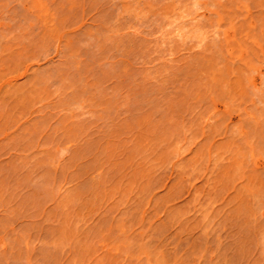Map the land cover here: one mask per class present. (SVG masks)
I'll return each mask as SVG.
<instances>
[{"label":"bare ground","instance_id":"6f19581e","mask_svg":"<svg viewBox=\"0 0 264 264\" xmlns=\"http://www.w3.org/2000/svg\"><path fill=\"white\" fill-rule=\"evenodd\" d=\"M16 1V0H15ZM26 1V2H25ZM71 0H66V2L65 3H67V5H69V8H71V7H76V6H80V9L78 8V7H76V8H78L77 9V12L79 11V10H81V7L83 6V8L82 9H84V7H91L92 8V4H93V7H94V5H95V2L97 3V2H102L103 0H100V1H98V0H96V1H94V0H87V5H91V6H86L85 5V3L84 2H82V3H84V4H82L81 3V5H80V2L82 1V0H80V2H79V0H73V3L72 2H70ZM83 1H85V0H83ZM108 3H109V1L108 0H106ZM105 0L103 1V4L105 5V3L104 2H106ZM116 1H118V3H119V5L121 6L120 8H121V11H120V8H119V6H118V10L120 11V12H125L124 13V15L126 14L130 19H132V21H135L136 22V25L135 26H138V29L140 28L141 30H139V31H137V30H135L136 28H134V30L136 31L135 33L132 31V29L131 28H133V25H131V26H129L128 24H130V20H129V18H128V20H127V18H125L127 21H125V19H124V16H118V14H117V16H116V18L117 19H119V20H117L115 23H114V25L117 23V22H119L120 21V19H122V23L120 24V22L118 23V24H116V26H114L113 27V25H111L109 28L107 27L108 26V22H110V20H111V18H109L108 20V22L107 21H105L106 23H104L103 25L101 24V22L102 21H100L99 22V27H98V25H96L95 23H93V24H95V26L93 25L92 26V31H90L91 30V27H89V26H91V24L90 25H86V26H88V27H85V25H84V23L83 22H86L85 21V18L88 16V15H91L90 13H88V12H86V11H88V9L87 10H81V13L82 12H84V14H85V16L86 17H84V15L82 14L78 19H80V20H84L82 23H83V25H81V27L83 26V27H85V29L87 30V32L85 31V30H83V31H85L87 34H85V33H81V29H84V28H81L80 27V25H79V27H77V29H76V27L74 28V26H75V24H74V26H72L73 27V29H76V30H74V31H70V33H67V32H64V30L66 31V29L65 28H67V27H64V26H62L64 23H65V21H71V23H73L72 21H73V16H74V13H72L73 14V16H71L72 14L70 13V15L69 16H71V17H69L70 18V20L67 18V16L64 14V13H60L62 10H63V8H65V6L62 8V6L61 5H56L55 3H53V6H51V7H48L47 8V6L44 4V2L42 3L41 2V0H29V2L27 1V0H22V2H20L21 3V5L20 4H18V6L20 5L21 6V8H22V10L24 9L27 13H32V21L31 22H29L28 20L29 19H27L28 18V15H26L27 16V18H26V16L24 17L23 15H22V13H20V11L19 10H21V8H20V6H19V10H18V12H17V10H14L13 9V7H12V9H11V11H9L10 10V8L8 9V14L9 15H11L10 17H7V19L9 18V19H12V17H13V19H12V21L14 22V23H16V22H18L19 20H20V18H22V17H24V19L26 18L27 19V21L26 20H24L23 18H22V20H24L26 23L27 22H29L27 25H24L25 23H23L24 21H21V23L25 26H23L22 24H21V26H20V24H16V26H15V32H17V30H19L18 32H17V34H15L14 32V35H11V34H6V32H4L3 30H1V29H4L5 30V28L3 27V24L2 23H0V133H2V137L0 138V145H1V148H3V147H16V148H18V150H19V152H18V156H17V158L18 159H20L19 160V162H18V159H17V162H18V164H19V166H20V163L22 162L23 163V161L25 160V162L22 164L21 163V167H17L18 168V171L19 170H21V172L23 171V168H24V171H23V173H24V175L25 176H27L28 175V177H25V179H26V182L24 183V184H27L31 189H33L34 191H39V192H37V195H36V193H34L35 195L33 196L34 198H35V201H33L34 199H31L32 197H31V195H30V197H29V194H32V192H29L28 191V197L26 196V194H24V196H26V198H27V202L28 203H26V204H31V202H30V200L28 199V198H30L35 204L37 203V199L40 197V199H39V202H40V204L41 205H43V204H45L46 203V201H44L43 202V200L45 199V200H49V199H51L52 200V198L53 199H57L56 200V204H55V207H54V210L56 209V211H52V212H50V216L47 218V221L49 220V218H56L57 217V219L59 220V218H60V222H58V220L56 221L55 219H50L51 221H53V220H55L54 222V224L56 225V222L58 223L57 225L59 226V227H57L58 228V231H57V235L55 236V235H53V233H52V230H50L51 231V233H52V240H51V242L53 243V246L54 247H52V246H50V244H49V246L51 247V249H55V250H63V249H65V248H62L64 245L66 246V247H68V246H70V247H68V248H71V249H74V251L76 252V254H77V258L76 257H74V259H77V260H74V262L76 263V264H85L86 263V261H88L89 260V256L91 255L92 256V251H98V250H96V249H98V245L95 247V244L97 243H94L95 242V237L98 239V236H97V234L99 235V237L101 236V235H103V233H100L101 232V230H103L102 228H103V225L101 226V228H99V227H97V225H96V229H93L92 227V230H94V231H92L91 230V232H89V231H87L86 232V230L85 229H87V228H84L83 230L81 229V232L83 231V232H85V233H81V232H79L78 233V230L80 231V229L78 228V226L76 227V225H79V224H77V222L79 221V223L80 222H82V220H83V217H84V215H86L87 214V218H88V216H92V214L93 215H95L96 214V212H94V210L95 211H101L103 208H106L107 206L105 205V203H104V201H102L103 200V198H113L114 196H115V194H116V192L118 191V190H120V189H122V191L123 192H125L126 190H128L129 189V193L128 192H126V194L128 193V194H131L133 197H135V198H133L132 196H130V198L128 197V195H127V199L129 198V199H131V201H133L132 203L129 201V199L127 200V203H128V201H129V203L128 204H130V205H128L127 203L125 204V201L126 200H123L122 199V197H124V195H123V192H120L119 193V191H118V193L116 194V198H117V195H118V197L119 196H121V199H120V197L118 198V199H120V201H118V203H117V201H116V203H114V205L113 204H111V205H109V206H111V207H108V208H111V210L109 211L108 209V212L107 213H114L116 210H122V207L120 206V205H122L123 206V204H125L126 205V207L125 208H127V207H129V208H127V210H129V211H127V210H125L124 211V213H123V210L121 211V213H122V215L123 216H125L124 218H122L123 216L121 215V214H119L120 213V211H119V213H118V211H117V213H118V215L117 216H119V217H121L120 219L119 218H117V219H119V220H117V221H115V220H113V218H112V216H111V218H112V220H110V218H109V220L111 221V222H109V225L110 226H108V227H110L109 228V230H112L113 228V232H114V234H112V235H114L113 237H112V239H110L111 240V245L110 244H108L109 246H113V247H111V248H113V249H111V250H114V251H116L115 249L116 248H119V247H121V246H123L124 247V245L126 246V247H124V249L126 248V257H124L125 256V254H124V252H122V251H119V249H118V251H119V254H120V256H122V258H124L126 261H128L129 260V262H126L125 260V262L127 263V264H131V262H132V264H136V262H138V261H143L142 263H145V264H168V263H163L162 261L164 260V262H165V260H166V254H164V252L162 253V251L163 250H161V248H160V250H157V254L156 253H154V251L153 250H156V249H151V245L150 246H147V242H145V241H143V239H147V237L146 238H143L142 239V241L140 242L139 241V234H138V236H136V238L137 239H132L134 236L133 235H131L130 236V231L128 232V230H130L131 228H132V224H134L135 223V221H137V219L139 220V218H138V212L139 211H142V206H143V202H145V200L142 202V200H143V197H140V194L143 192H147L148 193V191H147V189L149 190V189H151V188H149V186H148V184L150 183V182H155L156 180H154V179H156V177H154V178H152L153 176H151V178H152V180L151 181H149L148 182V184H147V180H149V178H145V180H146V182L144 181V179H142L141 180V178L139 179V178H137V176H140V177H142L143 178V174L141 175V173H142V171H144L145 172V170L143 169H141L140 170V163L139 162H137V160H136V157L138 158V154L140 155V158L141 157H143L144 158V156L145 155H147V154H143L144 156H141V154L143 153H141V151L140 150H142L141 148H142V143H143V145L144 144H146L145 142H139L140 141V139H139V137H137L135 134H137V133H132V137H130V141L129 140H126V139H124V138H122V136H124L123 134H122V132H124L125 131V129H128L129 128V123H128V121H126V120H131L132 118H133V116L131 115V114H134V120L132 119L131 121H132V123H131V121H130V123L131 124H134V121H136V123H138V124H134V125H138L137 126V128L139 127V125H142V123L145 125L144 127L147 129V130H149V131H151L154 135H155V137H156V132L155 131H160L161 130V128H162V131L164 132V130H166V126H167V130H169V133H170V129H171V127H173L172 128V135L174 134V137L176 136V134L175 133H181V134H183V133H185L186 131V133H188V131H189V133L191 132V130H192V132H191V134L189 135V133H188V135H189V137L190 136H192V134H193V136H192V138H190V139H192V140H195L194 141V144L193 145H195V146H197L198 145V148L196 149V147H194V150H191V149H193V148H191L192 147V145H190V144H187V138L185 139V137L183 136V135H181L182 137H180L179 135L180 134H177V136L175 137V140H177V138L178 137H180V139L181 138H183V140L184 141H186V143L181 139H179L178 138V141L180 142V143H178V141H177V144H180V146L179 145H177L179 148H177V146L175 145L176 143H175V141H174V143L173 142H171V144H173V145H171L170 143H169V145H167L166 146V142H170V141H168V140H164V141H162V145H163V142H164V150L160 147L159 149V151L161 152V155L158 153L159 151H157V153H158V156H161L162 158H163V156H165V155H167V156H169V157H171V158H169V157H167L166 158V160L165 161H167V163H163V165L164 164H170L171 163V161L173 160V159H175L176 158V161H178L179 162V160H177V158L179 157H181L182 156V154L183 155H186L187 153H188V151H191V152H193V151H196V152H193V153H191L190 152V156H186V158H185V160L186 159H191L190 160V162H189V165H190V163H193L192 165H193V168H194V170H196V169H199L200 170V168H202V167H206V169H207V171L210 169V173H209V171H208V174L206 175V180H207V187L208 188H210L209 190L211 191V189L212 188H215V185H217L216 187L217 188H219L218 187V184H219V186L221 185V182L220 181H218V183L217 184H213V183H216V180H218L219 179V177H222L221 179L222 180H224V178H226L227 176H228V170H227V168L226 167H228V169L229 168H231L230 169V173H232L233 172V170H232V166L235 164V166H233V169H234V171L235 172H233L232 174H229V179H225V181L227 182V180H229L228 182H227V184L229 185V184H234V185H232L233 186V188H236V189H239V187H241V188H243L244 186H245V184H247L245 187H246V189L248 190L249 189V191H247V192H244V191H246V189H240V192H239V190H236V192L233 190V188H232V190L234 191V193L232 194L233 196H235L236 194L235 193H237V191L240 193V195H242L241 194V192H243V194L245 193V195L247 196H250V195H253V198L251 199L250 197L248 198L247 197V199H245L246 198V196L245 195H243V196H245L243 199H245V202L246 201H248V199L249 200H252L253 201V199L256 201V204L255 203H253L252 201H251V203H253V205H254V208L253 209H251V207L250 206H252V204H250V205H244V206H246L245 208H249V210L250 211H246L245 210V208L244 207H242V205L244 204V200L241 198V196H239V199H238V201H240L241 199H242V201H243V203L241 202L240 204L241 205H239V203L238 202H234V199H233V196H231L230 198H232L233 200H231V203H238V205L239 206H237V204H233V206L234 207H231L232 209H233V211H235L234 212V214H236V215H233V216H235V218L232 216V215H228V213L226 212L225 214H227L228 215V217H227V215H225L226 216V218H234L235 220H237V219H240L241 220V218L242 217H245V215H247L246 216V218L248 217L249 218V220L251 219V221L252 220H256L255 222L254 221H252L253 223H252V227L250 226V228H252V229H250V230H253V228H255L256 227V222L259 224V222H260V224H263V223H261L262 222V220L264 219V215L263 216H260V218H259V215L257 216L256 214H259V212L262 210V209H264V189L262 188H258V186H256L255 188H253V184H255V180H257V182H258V176L259 177H261L260 179L262 180L263 179V177L261 176V174H259V172L260 171H256L257 169H255V167L257 168V167H259V165L258 166H256L255 165V161L254 160H256V158H257V156L259 157L260 155L262 156H260V158L262 159V161H264V158H263V156H264V145H263V148H262V145H258V143H260V142H262V143H264V135H262V134H264V132H262L261 130H263L264 129V127H263V125H264V109H261L260 110V108H264L263 107V105H264V103H263V105H262V102H264V97H263V95L262 94H264V89H258L259 91H258V95L260 94V96H257L258 97V99H259V101H262L261 103H258V104H256L255 102H254V100H249V101H251V104H250V102L249 101H247V93H246V85H245V83L247 82H250L249 81V79L251 78V79H253L252 78V75H250L251 74V68H252V66H254L255 64H257L256 63V61L255 60H258V62H259V64L260 65H262L261 66V68H264V0H133L132 2H129L130 0H116ZM116 1H111V2H113V3H116ZM2 2V3H1ZM0 2V7H2V6H4L3 4V0ZM53 2V1H52ZM52 2H51V4L50 5H52ZM55 2H59V0H56ZM60 2H62V3H64V1L63 0H60ZM76 2V3H75ZM86 2V1H85ZM90 2V3H89ZM106 2V4H108ZM110 2V3H111ZM16 3H18V1L16 2ZM77 3H79V5L77 4ZM109 3V4H110ZM113 3H111V4H113ZM117 3V4H118ZM75 4H77V5H75ZM98 4V3H97ZM96 4V8H97V5ZM100 5V7L102 6H104V5ZM109 4L108 5H106V7H109ZM116 4V5H117ZM56 5V6H55ZM65 5V4H64ZM115 4H113V5H111V7L112 6H114ZM115 5V6H116ZM59 8H61V9H59ZM115 6L113 7V8H115ZM57 8V10H55L54 8ZM71 8L70 10H71V12L73 11L72 9H74V11L73 12H76V8ZM99 7V6H98ZM16 8V7H15ZM112 8V9H113ZM116 8H117V6H116ZM18 9V8H17ZM55 11H54V10ZM98 9H99V11H98ZM97 9V13H99V12H101L102 11V13H103V11H104V9H105V6H104V9L103 8H98ZM100 9H102V10H100ZM109 9V8H108ZM107 9V10H108ZM59 10V13L61 14V16H60V14L59 13H56V11H58ZM61 10V11H60ZM89 10H90V8H89ZM96 10V9H95ZM13 11V12H12ZM53 11H54V13H53ZM63 11H65V9L63 10ZM62 11V12H63ZM90 11H92V10H90ZM9 12H11V13H9ZM75 13V15L77 14H79L80 13V11L78 12V13ZM193 12V13H192ZM13 13H15V14H13ZM16 13H18V15L16 14ZM80 13V14H81ZM94 13H96L95 11H94ZM96 13V16L97 15H99L100 16V14H101V16H103L104 17V14H105V16H106V13H107V11L105 10V13H103V15H102V13H99V14H97ZM183 13H190L188 16H186V15H183ZM59 14V15H58ZM79 14V15H80ZM110 14V13H109ZM112 14V13H111ZM110 14V15H111ZM8 15V16H9ZM13 15V16H12ZM56 15H58L57 17L58 18H56ZM95 15V14H94ZM113 15V14H112ZM115 15V14H114ZM170 15H173V18L175 17V19L176 18H181V19H185L184 21H186V23L185 24H187V25H182V24H180V25H178V27L177 26H175L176 27V30L178 29V32L179 33H177V34H180V36H182L181 37V39L183 38V39H185L186 37H191L192 35L193 36H198V37H196V38H193L192 37V39H190V40H194L196 43H197V45H195V46H193V47H191L190 46V44L189 43H187L188 45H186L185 43H184V41L183 40H176V38H177V36H176V38L174 39L173 37V34H170V36L172 35L173 37V39L174 40H176L174 43L173 42H170L169 40H167L166 39V37L168 38V39H170V36H168L169 35V33H167V29H169V28H167L166 29V26H165V30H166V32L165 31H163V33L162 34H166V35H161L163 38H165V40H167V41H169L168 43H166V45H167V48H166V45H165V49H163V46L161 47L160 46V50L159 51H161V52H159L158 51V49H159V45L157 46V44H160V45H162L163 43L161 42V43H155L154 41H151V39L153 40V37L154 38H156V41H157V39L159 38V36H160V34L158 33L159 31H161V28L160 27H162V26H164V25H161L160 24V22L162 23H164L165 22V20L167 21V19L169 20V18H170V20L169 21H167V22H165V25H166V23L168 24L169 22H170V25L169 26H172L171 25V23H173V20H171V19H173V18H171V16ZM192 15H194V16H192ZM14 16H15V18H14ZM19 16V17H18ZM60 16V17H59ZM96 16H95V18H96ZM99 16L96 18V19H98L99 18ZM101 16H100V18L99 19H101ZM185 16L186 17H188V19L187 18H185ZM190 16H191V20H190ZM18 17V18H17ZM75 17V16H74ZM90 17H92V15L90 16ZM102 17V19H103V22H104V19L106 20L107 18H103ZM111 17V16H110ZM122 17V18H121ZM184 17V18H183ZM76 18V22H77V17H75ZM84 18V19H83ZM88 18H89V16H88ZM113 18V17H112ZM9 19L7 20L9 23H11L12 25L14 24L12 21L10 22L9 21ZM15 19H17V21L15 22ZM33 19L39 24V26H40V31L37 29V32H39L38 34H37V32H36V29H34V25L32 26V23H33ZM72 19V20H71ZM99 19H98V21H99ZM175 19H174V21H175ZM193 19V20H192ZM89 21L88 22H90V20L92 21L93 19H91V18H89L88 19ZM114 20V19H113ZM124 20V21H123ZM3 21V20H2ZM2 21H0V22H2ZM75 21H74V23H75ZM94 21H96V20H94ZM98 21H96V22H98ZM112 21V20H111ZM190 21V22H189ZM20 22V21H19ZM81 22V21H80ZM125 22V23H124ZM158 22H159V25L158 26H156L158 29V31H153L152 32V34H151V32L148 30V28H150L151 26H155L156 24H158ZM190 23V27H189V30L188 31H183V28L184 27H188L189 25V23ZM194 22V24H192ZM5 23V22H4ZM71 23H69V24H71ZM112 23H113V21H112ZM132 23V22H131ZM162 23V24H163ZM8 24V23H7ZM6 24V25H7ZM62 24V25H61ZM67 24V23H66ZM66 24H64V25H66ZM87 24V23H86ZM105 24H107V25H105ZM133 24V23H132ZM135 24V23H134ZM138 24V25H137ZM12 25H8V26H12ZM64 27V30H62L63 28L61 27ZM72 25V24H71ZM105 25V26H104ZM117 25H119V26H123V27H120V28H124L125 27V25H127L126 27H130V29H131V33H133V34H131V33H129V34H126V32H124L125 34H123V32L122 31H119L120 29L119 28H116V27H119V26H117ZM174 25H176L175 24V22H174ZM18 26L20 27V28H18ZM26 26H27V28L29 27H31V29L33 30V32L31 31H29L28 32V30L26 29ZM68 26V25H67ZM96 26H97V28H99V30H97V28H96ZM102 26V27H101ZM103 26L104 27H106V30L105 29H103ZM134 26V27H135ZM140 26V27H139ZM143 26V29L141 28ZM7 27V26H6ZM21 27H22V29H21ZM58 27V28H57ZM69 27H70V25H69ZM69 27H68V29H69ZM8 28V27H7ZM13 29L14 27H9V30L11 31V29ZM25 28V29H24ZM35 28H37V27H35ZM60 28H61V30H60ZM78 28H80V29H78ZM101 28L103 29V30H105V31H103L102 30V32H101ZM172 28H174L173 26L172 27H170V29H172ZM24 29V30H23ZM56 29H58V31H62L61 33L63 34V35H60L59 36V38L57 39L56 37V35H57V30ZM70 29H71V27H70ZM72 29V30H73ZM121 29V30H122ZM160 29V30H159ZM175 29V28H174ZM188 29V28H187ZM7 30V29H6ZM14 30V29H13ZM12 30V31H13ZM23 30V31H22ZM78 30H80V33L82 34V35H80L81 37L82 36H84V38L87 36V37H89V41H90V46H92L91 48H97L98 50H99V52H100V54L101 55H99V52H98V54H96V53H94L95 51H92L91 53H90V51L91 50H94V49H91L90 51H88L90 54H93L94 55V58L92 57V61L93 62H89V61H86V62H88V64L89 63H91V64H89V66L88 65H86L85 63H84V61L87 59V60H90V56H88V58L86 57V59L84 60L83 59V61L81 60V62H77V61H80L79 60V56L77 55V54H79L78 53V47H76V44L79 46L80 44L81 45H83L82 44V40L81 39H83L84 40V42L85 41H87V40H85L84 38H81L80 36V38L78 37V34L76 33V35H74V32H77ZM89 30V31H88ZM95 30H97V32L98 31H100V33H101V35L99 34V32L97 33ZM124 30V29H123ZM145 30H147V31H149V33L147 34H145L144 35V33H145ZM175 30V31H176ZM1 31L3 32V33H1ZM11 31V32H12ZM82 31V32H83ZM107 31V32H106ZM172 30H170V32H171ZM174 31V30H173ZM172 31V32H173ZM20 32V33H19ZM36 34H35V33ZM73 34H72V33ZM93 32V33H92ZM94 32H96L95 34H94ZM121 32V33H120ZM154 32H157L156 34L158 35L159 34V36H158V38L156 37V34H155V36H153L152 38H150L152 35H153V33ZM169 32V31H168ZM171 32V33H172ZM230 32H231V34H230ZM32 33V34H31ZM59 33V32H58ZM60 33V34H61ZM79 33V32H78ZM79 33V34H80ZM103 33V34H102ZM161 33V32H160ZM174 33V32H173ZM33 34H35V35H33ZM56 34V35H55ZM84 34V35H83ZM151 34V35H150ZM251 34V35H250ZM76 36V38L78 37L79 39H76L75 41L73 40V36ZM86 35V36H85ZM148 35V38H146V36ZM149 35H150V37H149ZM176 35V34H175ZM37 36V37H36ZM56 36V37H55ZM160 36V38H162ZM54 37V38H53ZM86 37V38H87ZM200 37H202V40H201V38ZM198 38V39H197ZM200 38V39H199ZM249 38H252V42H251V40H249ZM55 39H57V40H55ZM74 39H75V37H74ZM172 39V40H173ZM56 41V44H54L53 43V47H55V49H53V50H55V55H57V57L60 55H62V54H64V55H62V56H65V55H67V56H65L64 57V59H65V64H63V62H64V60H63V57H61L62 59L60 60V61H62V62H60L59 61V58H58V60H56V62H54V60H52V58L51 57H48V59L49 58H51V60H52V62H54V63H52L53 64V67H51L52 69H48V70H46L45 72L44 71H40L39 69V71L38 70H32V67L30 66V65H26V64H23V62H22V58H25L26 56L24 55L26 52H27V50H29L30 48L32 49V48H40V49H44V47L47 45V46H49L50 44H51V42H48V41ZM165 40L163 39V42L165 43ZM173 40V41H174ZM185 40H187V42H189L188 40V38H186ZM198 40H199V42H200V49L198 50V46H199V43H198ZM246 40H249L248 41V44H247V41ZM150 41H151V43H155V48H154V45H152L151 43H150ZM182 41V42H181ZM201 41H203V43H201ZM47 42L49 43V45L47 44ZM78 42H80V43H78ZM186 42V41H185ZM242 42V43H241ZM250 42V43H249ZM148 43H149V45H148ZM172 43V44H171ZM182 43V44H181ZM185 44V46H184V44ZM202 44V45H201ZM234 44H235V46H238V48L239 49H241V51L245 48V50L246 51H243V52H245V54L249 51L250 52V55L252 56L253 54V48H252V51H251V47H252V44H254L255 46H257V47H259L260 49H261V51H262V54H263V56H262V54H257V52H254V54L256 53V55H254L253 56V58H251L250 57V55H249V52H248V54H246V55H248L250 58H248V56H246L245 57V54H244V56H243V54H242V56H240V57H243V58H246V59H244L245 61V63L243 62V58H241L238 62H241V63H238V62H235V60H234V58H233V56H232V53L230 52V47H233L234 46ZM246 44L248 45V46H246ZM249 44H251L250 46V50L249 49H247V47H249ZM45 45V46H44ZM80 45V46H81ZM107 45V46H106ZM108 45H111V46H113L114 48V50L113 51H115V50H118V51H120L119 53H121V56H120V54H118V52H117V54L119 55H117V57H116V54H112V53H110V51L108 50L107 52H108V54L110 53V54H112V58L114 59V60H112V58H110L109 56H111V55H109V56H106V54H105V56L106 57H109L108 59H110L109 60V63H108V60H105L106 58H102V60H100V59H98V60H100V61H97L95 58L97 57V58H100V56L101 57H103L104 55V53L102 52V50H103V48H105V46L106 47H108ZM150 45H152L153 46V48H154V51L152 52L151 50H153L151 47L152 46H150ZM164 45V44H163ZM44 46V47H43ZM76 47V49H75V47ZM84 46V45H83ZM188 46V47H187ZM190 46V47H189ZM184 47V48H183ZM185 47H187V48H185ZM198 47V48H197ZM116 48V49H115ZM157 48V51H158V53L156 54V55H159V56H155V55H153L152 56V54H154V53H156V49ZM193 48H195L194 50L195 51H193L192 52V49ZM243 48V49H242ZM45 49H46V47H45ZM164 50V52L165 53H163V50ZM167 49H168V52H167ZM197 49V50H196ZM180 51H184L182 54H181V52ZM77 52V53H76ZM104 52H106V50L104 49ZM106 52V53H107ZM112 52V51H111ZM134 53V57H136L137 58V60L133 57V60H132V57H130V58H128L130 55L129 54H127V55H129V56H127V58L128 59H130L128 62H126L127 60L126 59H123V61L121 60L122 58H124V56H125V54L126 53ZM76 53V54H75ZM150 53V54H149ZM166 53H169L170 55H169V57H168V54L166 55ZM261 53V52H260ZM88 54V53H87ZM107 54V55H108ZM162 54V55H161ZM163 54H164V56H166L165 58L167 59V58H169L168 60H166L165 58H163ZM24 55V56H23ZM76 56V58L77 59H75V56ZM89 55V54H88ZM103 55V56H102ZM132 55V54H131ZM139 55V56H138ZM172 55H173V57H172ZM59 56V57H60ZM87 56V55H86ZM117 58L116 60H115V57ZM151 56V57H150ZM172 58H171V57ZM262 56V58H260ZM14 57H17L18 59H15ZM54 57H56V56H53V58ZM56 57V58H57ZM156 58L157 59V61H162V60H160V59H158V58H160L161 57V59H163L164 61H162V63L160 64L159 62H157V63H159V65L157 64V63H155V64H153L154 62L153 61H156L155 59L153 60H151V58ZM158 57V58H157ZM55 58V59H56ZM120 58V60H118ZM256 58V59H255ZM94 59V60H93ZM136 61H135V60ZM251 60L250 62H249V60ZM252 59H254V61H255V63H254V61H253V64H252ZM261 61H260V60ZM51 60L49 59L48 60V62L50 61V63H51ZM90 60V61H91ZM112 60V61H111ZM57 61H59V63L57 62ZM98 62V63H96V62ZM101 61H102V63L104 62V64H106L105 65V67H104V64H102L101 63ZM113 61H115V64L117 65V63L119 62V61H122L123 62V64H126V63H128L129 65H130V62L132 63V61H133V65L135 64V67L134 66H132V65H130L132 68H135V72H137L136 74H137V77H138V75H139V77L137 78L136 77V75L134 74H132L133 76H130L129 75V71L130 72H134V70L133 71H131V67L129 66V65H126L125 67H123L124 65L121 63L120 64V62H119V65H118V67L117 66H115V64L114 65H112V63H114ZM125 61V62H124ZM135 61V62H134ZM246 61H248V64H247V62ZM95 62V64H94V66H96V68L98 69V67L97 66H101L99 69H101V68H103L105 71H107L108 69H110V70H108V72L106 73V76H105V74H104V79L108 82L109 80L111 81V82H113L114 80L116 81V79H117V83L114 81V83H112L113 84V87H109V85H111V83L109 82L108 84H107V82L104 80V79H100V74L103 76V72H104V70L103 69H101V70H97V69H95V71L92 69V68H94V67H92L91 65H93L92 63H94ZM100 62V63H99ZM106 62V63H105ZM117 62V63H116ZM49 63V64H50ZM56 63H57V65H59L60 64V66H61V68H58V67H60V66H57L56 65ZM81 63V64H80ZM108 63V64H107ZM263 63V64H262ZM51 64V65H52ZM80 64V65H79ZM85 64V67H87V69H85V67L83 66ZM96 64H98V65H96ZM155 65V67H153V66H148V65ZM249 64H251L250 66H251V70H248L249 69ZM259 64H257V68H259L258 67V65ZM56 65V66H55ZM83 67H82V66ZM102 65H103V67H102ZM110 65H112L113 67H114V70H115V67L116 68H118V70L116 71H114L112 68V66L110 67ZM121 65H123V66H121ZM63 66V67H62ZM137 66V67H136ZM17 67H19V68H17ZM48 67H50V66H48ZM55 67V69L53 70V68ZM80 67H82L83 69H85V70H88L89 69V71H88V73H90V72H92L93 73V71H94V73L93 74H88L85 70L84 71H82L83 69H80ZM110 67V68H109ZM120 67H121V69L124 71H122L121 69H120ZM126 67H127V69H126ZM151 67H153L154 68V71L156 72H152L153 74H155V76H157V77H155L153 74H151V71H153V68H152V70H151ZM255 67V66H254ZM254 67H253V69H254ZM17 68V69H16ZM107 68V69H106ZM130 68V69H129ZM256 68V67H255ZM20 70V72L19 73H17V74H15V71L16 70ZM91 69V70H90ZM138 69V70H137ZM156 69H158V70H156ZM15 70V71H14ZM52 70V71H51ZM93 70V71H92ZM96 70H97V73H99V71H100V74H98L99 75V78L97 77L98 75H97V73H95L96 72ZM119 72V70L120 71H122V74L124 75V74H126V76H123L122 77V75H121V73H120V75L121 76H119V77H121L120 79V81H119V83H118V80H119V77L117 78L116 77V75L117 74H113V75H115L114 76V80H113V76L111 75V73H109V71H111V72ZM125 70H129L128 71V73H127V71L125 72ZM247 70V72H245ZM30 71H35L34 73L33 72H31L32 74V76L31 75H29V76H31V79L28 81V80H26L27 82H25L24 84H22V85H20L19 83L20 82H18L17 81V77H25V76H27L28 75V73L30 72ZM36 71H37V73H36ZM251 71V72H250ZM254 71V70H253ZM259 72V71H258ZM105 73V72H104ZM110 75H109V74ZM139 73V74H138ZM248 73H249V75H248ZM95 74H96V77L98 78V81L96 80V77H95ZM127 74H128V76H127ZM131 74V73H130ZM248 76H247V75ZM261 75H264V70L260 73ZM87 75H89V76H87ZM92 75H94V77L92 78ZM107 75H109L110 76V78H112V79H110L109 78V80H108V76ZM112 76V77H111ZM247 76V77H246ZM126 77V78H125ZM129 77H131V79L129 78ZM245 77V78H244ZM30 78V77H29ZM28 78V79H29ZM89 78H92V82H91V80H90V82H88L87 81V79L89 80ZM107 78V79H106ZM130 80H129V79ZM136 78V79H135ZM159 80H158V79ZM189 78H192V80H190ZM93 79H95V80H93ZM124 79V80H123ZM127 79V81L125 82V80ZM263 82H262V80H261V82H262V84L264 83V76H263ZM100 80H104L105 82H103V81H100ZM182 80H185L184 82L182 81ZM190 80V81H189ZM246 80V82L244 83V81ZM248 80V81H247ZM155 83L154 85H152L153 86V88L154 89H157V90H153V92H157V95H156V97H155V99L153 98L154 96H151L153 99L151 100V98L149 97V95H148V97H149V99H148V97H146L147 95H146V91L148 92V90L150 91V93H148V94H151V91L152 90H150V88H152V86L150 87V83ZM51 82H54L56 85H55V87H56V89H53V88H51V89H53V90H50L48 87L50 86L51 87V85H50V83ZM56 82H58V84L56 83ZM95 82V83H94ZM97 82H99V83H97ZM100 82H103L102 83V85L105 83V85H103V86H106V87H108V90L106 89V91L109 93L110 92V90L112 89L113 91H115V92H120V91H118L117 90V87H118V89H121V88H119L120 87V84L122 85V86H124V84L125 85H127V86H125V88H123V89H126V90H121L122 91V93L120 94V93H118V95H117V93H116V95H114V92L111 90V92H110V94H112V92H113V94H112V97H111V95L110 96H108L107 97V93H106V91L104 92L103 91V89H105V88H103L102 86L100 87L99 86V84H100ZM150 82V83H149ZM190 82V83H189ZM252 82V81H251ZM254 82V81H253ZM252 82V83H253ZM17 83V84H16ZM82 83H84V85L82 84ZM89 83V84H88ZM98 85H97V84ZM139 83L140 84H142V85H144V86H142V87H140L139 86ZM152 83V84H153ZM170 84L171 83V86L172 87H175L174 89H176L177 90V94L175 95L176 97L173 99V97L171 96H169L170 94H168L167 93V91H166V87H167V84ZM146 84H148V85H146ZM54 85V84H53ZM101 85V84H100ZM249 85H251V83L249 84ZM252 85H254L255 86V84L253 83ZM147 86H149V88H147L146 89V87ZM53 87V86H52ZM155 87H157V88H155ZM172 87H170V88H172ZM252 87V86H251ZM263 87V86H262ZM48 88V89H47ZM72 89V90H74V91H72V90H70V92L69 91H67V90H69V89ZM89 90H88V89ZM109 88H111L110 90H109ZM139 88V92H141V94H143V96H141L142 98L144 97V95H145V97L142 99L143 101H145V102H147V103H144V104H152V105H156L155 107H154V112H156L157 113V116H158V118H159V114H164V115H160V116H164L162 119H164V121H161V122H158V123H154V122H152L151 121V119L148 121V119L147 118H149L148 116L150 115V113H153V107H152V105L150 106V107H152L151 109L148 107V106H146V107H148L149 109H148V111L147 112H145V113H149V110H151V112L149 113V115L146 117L145 116V113H143L138 107V104H137V107H136V104L134 103V100L136 101V98H133L134 96V94H135V92H136V95L138 94V89ZM142 88V89H141ZM169 88V90H171ZM255 88V87H254ZM81 89V90H80ZM85 89L86 90H88V91H86L85 92ZM173 89V88H172ZM48 90V91H47ZM80 91V93H79V91ZM102 90V91H101ZM137 90V91H136ZM167 90H168V87H167ZM175 90V91H176ZM249 90H251V89H249ZM54 91V92H53ZM67 91V92H66ZM166 91V92H165ZM221 91L222 92H224V94L223 95H226V97L225 96H223L222 94H221ZM257 91V90H256ZM43 92H44V95L42 96V94H43ZM49 92H51V94H49ZM152 92V93H153ZM172 92V91H171ZM174 92V91H173ZM66 93H68V94H70V95H68V94H66ZM73 95H72V94ZM104 93H106L105 94V96L103 97L104 99H102L101 97L104 95ZM170 93V92H169ZM255 93V92H254ZM257 93V92H256ZM55 94V95H54ZM78 94H80V95H83V96H80V95H78ZM87 95V96H84V95ZM103 94V95H102ZM140 94V93H139ZM156 94V93H155ZM173 94H175V92L173 93ZM248 94H249V92H248ZM41 95V96H40ZM54 95V96H53ZM77 95H78V97H77ZM120 95V96H119ZM136 95H135V97H136ZM172 95V94H171ZM221 95H222V97L224 98H222L221 97ZM230 96V97H227V96ZM255 95V94H254ZM253 96V95H252ZM50 97H51V99H50ZM53 97V98H52ZM80 97V98H79ZM82 97H85V98H82ZM99 97H100V99H99ZM133 98L134 100H132V103H134L133 105H135V106H133L134 108H132V105H130L131 107H129V105L128 104H132V103H130L131 101V99L130 98ZM188 97H189V100H192V99H194V102H191V104H187L188 102H184V100H185V98H187L186 100L187 101H189L188 100ZM191 97V98H190ZM77 98H79L78 100H76ZM111 98H113V99H111ZM145 98H147V101L145 100ZM81 99V100H80ZM101 100V102L102 103H105V105L104 104H102V105H99V101ZM105 99H111V101L110 100H107V101H105ZM114 99H117V101H115ZM104 102H103V101ZM175 100H177V101H175ZM225 100H226V102L228 103V100L231 102V103H233V102H235L236 103V101H237V105L234 107V106H232V104H230L231 106H232V108L234 107L235 108V110L233 109L232 110V108H231V106L228 104H226V105H224V106H222V107H224V109L226 110L227 109V107H229L226 111H227V113L225 112V110H222L221 108H220V105H222V104H224V103H226L225 102ZM73 101H74V103H73ZM76 101L78 102V104L81 102V104L83 105H86V107L88 108H91L90 110H92L93 112H91V111H89V112H87V113H90L91 112V114L93 113V114H95L96 115V117H95V115L93 116V117H95V118H93L94 119V121H93V126L95 125L96 126V124H95V121H96V119L97 120H99V118L101 119V121L99 120L97 123H99L100 124V122H101V127L99 128V126H96L97 128L95 129V126H94V128L91 126L92 124H91V121H90V123L88 122L87 124H85L84 122H81L80 120H78V119H80V118H82L81 117V113H85V111L83 112V110H85L86 109V107H83V108H85V109H83L82 110V112L81 113H79L78 111H79V109L80 108H82L81 106H77V108H78V111H77V114H78V116H80V118H78V117H76L77 116V114H75V108H74V106H75V104H76ZM193 101V100H192ZM100 102V103H101ZM108 102V103H107ZM109 102H110V104H109ZM116 102V103H115ZM250 104H248V103ZM37 103H41V106L40 107H37L36 105H37ZM115 103V104H114ZM184 103H185V105H186V107H179V105H184ZM190 103V102H189ZM193 103H194V105H193ZM111 104H114L113 106L111 105ZM198 104H200L199 106H197ZM77 105V104H76ZM80 105V104H79ZM83 105V106H84ZM106 105H108V106H106ZM250 107H249V106ZM260 105V106H259ZM99 106H102V108L101 107H99ZM106 106V107H105ZM109 106H111L112 108H114V109H112V108H110ZM252 106V107H251ZM256 106H259L258 108L256 107ZM72 107H73V109L75 110H73L72 109ZM108 107L110 108V109H108ZM197 107H199V108H197V109H199V110H197L196 108ZM226 107V108H225ZM256 108V109H253L252 110V108ZM15 108H19V109H21V110H25V109H28L29 110V112H30V115L31 114H35V115H37L38 116V120L37 121H34V120H31V118L29 117V118H27V120L26 121H24V122H22V123H20V124H18V125H16V123H15V120L11 117V113H10V111H12V110H14ZM97 109V110H94V109ZM117 108V109H116ZM129 108V109H128ZM132 108V109H131ZM137 108V109H136ZM145 108V107H144ZM156 108H159L158 110L161 112H159V114H158V110L156 109ZM183 108V109H182ZM251 110H250V109ZM63 109V110H62ZM71 109V110H70ZM113 110V111H118V114H117V116L121 113V114H126V115H119L120 117H121V119H120V117L118 118V117H116V120L117 119H120V120H117V122H115L114 120H115V117H114V119H113V121L112 120H109L110 121V125L108 124V125H106L107 123H109V121H108V119L107 118H105L106 116H108V115H110V112H109V114H108V112H107V110L109 111V110ZM177 109H179V110H177ZM193 109H195V110H193ZM46 110H48L49 112H52V115L54 116L55 115V119L53 120L54 122L51 124V125H49V124H47V123H49V121H48V119H47V113H46ZM130 110H132V112L130 111ZM145 111H146V109H144ZM143 110V111H144ZM249 110L251 111V112H249ZM258 110V111H257ZM263 110V111H262ZM61 111H66V113L64 112V114L63 113H61ZM107 112V114H106V112ZM181 111H185V116H187V117H184L182 114L184 113V112H181ZM231 111V114H233V116L232 117H230L231 116V114L229 113V112ZM232 111H233V113H232ZM252 111H256L255 113L254 112H252ZM67 112H69V113H67ZM131 112V114H129ZM116 113V112H115ZM155 113V114H156ZM180 113H182V114H180ZM230 115H229V114ZM259 113V114H258ZM103 114H106L105 116H103ZM223 114V116H221ZM253 114H255L257 117H255L254 118V116L255 115H253ZM76 115V116H75ZM89 115V114H88ZM114 115H116V114H114ZM128 115V117H126ZM129 115L131 116V118L129 119ZM174 115L176 116V115H180L178 118L176 117V119L174 120ZM183 117H182V116ZM189 115V116H188ZM226 115H228L227 117H230V118H227V117H225ZM253 116V119L255 120V121H253V119H252V123H250V121H251V118L250 117H252ZM152 116H154L153 114H152ZM223 117V118H226L227 120H228V122L226 121V119H222V121L223 120H225V122H222L220 119H219V117ZM92 117V116H91ZM122 117H123V119H122ZM125 117V118H124ZM180 117H181V121L182 120H184V121H182V123L180 124V123H178L177 121L180 119ZM188 117H191V118H189V120H187L188 119ZM77 118V119H76ZM90 118V117H89ZM111 118H113L112 116H111ZM156 118V117H155ZM182 118H184V119H182ZM201 118H202V121L204 122L203 123V127H202V131H204V128H205V133H203V132H201V128H199L200 126H202V124H197L198 122H197V120L199 121V120H201ZM77 121H79V123L81 122L82 123V125H78L79 123H77L76 122V120ZM185 119L187 120V123L189 124V126L188 127H190V128H188L187 127V123L185 124ZM215 119V120H214ZM249 119H250V121H249ZM10 120V121H9ZM147 121V122H144V121ZM155 120V119H154ZM213 120V121H212ZM106 121H108V122H106ZM115 122V123H112V122ZM218 121V122H217ZM219 121H220V123H223V125L221 124V125H219L220 123H219ZM13 123L14 125H12L13 126V131L12 132H9V131H7L5 128H3L2 127V124L3 123ZM197 122V123H196ZM4 123V124H5ZM88 124H91L90 126L92 127H89V128H91V129H89L88 127H85V126H89ZM103 124H105V126L103 125ZM47 125H49V126H47ZM85 125V126H84ZM200 125V126H199ZM103 126H104V128H103ZM131 126V125H130ZM143 126V125H142ZM180 126V127H179ZM197 127V129H195L194 130V128H192V127ZM83 127H85V129L83 128ZM141 127V126H140ZM175 127V128H174ZM88 129V131L90 130V131H92L93 129H95V130H97L98 132H96L95 130V134H96V142L97 141H99V142H97V144H96V146L101 142V144H99L100 145V149L101 150H104V151H99V152H101V154H100V156H103L102 157V160H100V157H99V159L97 160L96 159V164L95 165H97V163H98V161L100 162V164H101V166H104V163H105V166L106 167H104L105 169L108 167V168H110V171H108V172H105L106 174L107 173H109V174H107V175H109L110 177H113V178H110V177H107V179L105 178L106 176H105V174L104 173H102L104 176L103 177H101L102 175H100V177H98L97 179H100V178H102V179H100L98 182L96 181L97 179H95V181L97 182H95L94 180H92L91 182H93V183H96V188H95V190L94 189H92V188H90L91 187V185H87L86 187L88 188V189H92V191L94 190V192H92L91 190V192H92V195H93V197H91L92 198V200H90V198H88L90 201H87L86 202V200H85V196L86 195H84L83 194V197H85L83 200L81 199V198H83L82 196H81V198H80V200H79V196H78V194L79 193H76L75 194V191L74 190H71V189H69L68 187H67V190H68V193H67V191H66V193L67 194H64V192L65 191H63V186L61 187L60 185L61 184H63V183H61L60 185H57V181L55 182H52L51 180H49L48 179V176L47 175H45L46 174V172L47 173H49V171H50V169H51V167H52V172H53V167H54V170H55V168H58L56 165H55V158L54 157H48V155L50 154V153H48V148L47 147H42L41 145H46L47 144V146L49 145V150H51L52 148L50 147V143L51 144H53V143H55V141H56V139H58L57 138V135H58V132L59 131H62V136H64V137H66V138H75V137H77L78 136V131H82L83 129L85 130V136L87 137L88 136V138L89 137H94L95 136V134H94V132H93V134H92V132H89L88 133V135H86L87 134V129ZM132 128H133V125H132ZM136 127H134L133 129H131V127H130V132H132L134 129H135ZM139 129V128H138ZM140 129H142V128H140ZM164 129V130H163ZM207 129V130H206ZM100 130V131H99ZM128 130V131H129ZM137 130V129H136ZM175 130H176V132H175ZM179 130V131H178ZM198 130L200 131V133L199 134H201V133H203V134H201V136H199L200 137V140H201V137H202V140H203V136H204V140H208V143H210V144H212V146L215 144L216 145V141H218L219 139H218V137H217V134H215V133H217L218 132V130H220V133H221V130H222V136H221V138L220 139H222L223 138V140L224 139H226V141H228L229 139H233L232 141L231 140H229V141H231L230 142V145H229V141L228 142H226V144H222V142L220 143V140L218 141L220 144L218 145V142H217V146H218V148H219V146H221V144H222V148L223 147H229L228 148V150H229V154H225L228 150H227V148L225 147V148H219L218 150L216 149L217 147L214 145L213 146V148H212V150L214 149V150H216L217 152H215L214 151V153L211 151V149L209 150L210 152H212V153H210V152H208V154H212V155H208L206 152H207V150L209 149L208 148V143H207V141L206 142H204V141H202L201 140V142H199L198 143V141H199V139H198V141H197V134H196V132H198ZM252 130V131H251ZM135 131V130H134ZM148 131V132H149ZM162 131H160V132H162ZM184 131V132H183ZM224 131V132H223ZM251 131V132H250ZM127 132V131H126ZM160 133V135L159 136H162L161 134H164V133ZM196 134V135H194V133ZM227 132H228V135H227ZM229 132H231V133H229ZM232 132H235V134L236 135H238L239 134V136L240 137H238V139L239 138H243V140H238V141H240V142H244V145L243 146H241V145H239V144H237V145H235V143L237 142L236 141V135H232ZM242 132H244V134L242 133ZM257 132H258V134L259 133H261V135L259 134V135H257ZM82 133V132H81ZM159 133V132H158ZM184 134L185 136L187 135V134ZM207 133H209V134H211V133H213V135L214 136H212V134H211V136L213 137V139L212 138H209L210 137V135L208 136V138H205V137H207V136H205L204 134H207ZM224 133V134H223ZM238 133V134H237ZM246 133V134H245ZM247 133H249L248 135H247ZM251 133H254V134H256V135H253L254 136V138L252 137V134ZM94 135V136H89V135ZM121 134V135H120ZM168 134V133H167ZM226 134V135H225ZM79 135H81L82 137H83V135L82 134H79ZM223 135H224V137H223ZM230 135V136H229ZM248 137H247V136ZM54 136V137H53ZM120 136V137H119ZM165 136V135H164ZM229 138H227V137ZM234 138H233V137ZM244 136H245V141H244ZM261 136V137H260ZM263 136V137H262ZM52 137V138H51ZM79 137V136H78ZM128 137V136H127ZM152 137V136H151ZM158 137V136H157ZM163 137V136H162ZM161 137V138H162ZM188 137V136H187ZM215 137H217L216 139H215ZM232 137V138H231ZM55 138V139H54ZM84 138V137H83ZM88 138H84V139H82L81 137H79V139H82V140H85L88 144L89 143H91L93 140L92 139H88ZM98 138V139H97ZM129 138V137H128ZM153 138V137H152ZM170 138V137H169ZM236 138V139H235ZM241 138V139H242ZM252 138H253V140H256L257 138H261V140L260 139H258L259 141H258V143L256 142V141H252V143H250L251 141L250 140H252ZM256 138V139H255ZM263 138V139H262ZM51 139H54L53 141L51 140ZM147 139H149V138H147ZM154 139V138H153ZM162 139H164V138H162ZM209 139H212V140H216V141H213V142H209L210 140ZM249 139V140H248ZM161 140V139H160ZM189 140V139H188ZM236 142H235V141ZM51 141V142H50ZM130 142V144H128L129 142ZM146 141V140H145ZM149 141V140H148ZM154 141V140H153ZM155 141L157 142V138L155 139ZM154 141V142H155ZM191 141V140H190ZM49 142V143H48ZM185 143L186 144V146L184 147V146H182L183 145V143ZM195 142H197V145H196V143ZM235 142V143H234ZM243 142L242 143H240V144H243ZM250 143V144H248V143ZM257 143V146H256V148L254 147L256 144L255 143ZM122 143V148L120 147V148H118L119 146H121L120 144ZM148 143V142H147ZM181 143H182V145H181ZM202 143V144H201ZM214 143V144H213ZM238 143V142H237ZM246 143H247V146H249V147H247L248 149H246V147H244V146H246ZM168 144V143H167ZM184 144V145H185ZM201 144V146H199ZM206 144H207V146H206ZM210 144H209V147H210ZM255 144V145H254ZM6 145V146H5ZM125 145L126 146H128V147H126V148H123V147H125ZM130 145V146H129ZM175 145V146H174ZM189 145V147L191 148H189V147H187ZM204 145L208 148H206V147H204ZM239 145V147L240 148H245L246 150H248V152L245 154L244 153V151L242 150V149H240L239 147H235V146H238ZM254 145V146H253ZM102 146V147H101ZM149 146V144L147 145V147ZM150 146L152 147V143L150 144ZM162 146V147H163ZM203 146V147H202ZM233 146L235 147V148H233ZM98 147V146H97ZM96 147V148H97ZM154 147V146H153ZM166 147H168V150L166 149ZM172 147H176L177 149H181V151L183 152H180L179 153V151L180 150H177V149H175V152L177 151L178 152V154H177V152L175 153L174 152V148H172ZM199 147H201V148H199ZM233 148L234 149V152L232 153V150L233 149H230V148ZM258 147V148H257ZM32 148H35V150H36V153L37 154H39V153H42L43 155V159H42V161H37V159H36V154L33 156V154H32V158L31 159H33V158H35L36 159V161L33 159L32 161H31V159H30V157H31V155L30 154H28V152H30V150L29 149H32ZM42 148V149H41ZM146 148V147H145ZM156 148H157V146H156ZM186 149V150H182V149ZM202 148H204V151H203V149ZM207 150H206V149ZM239 148V149H238ZM261 148V149H260ZM41 149V150H40ZM44 149V150H43ZM120 149V150H119ZM124 151V149H125V151L123 152L122 150ZM162 149V150H161ZM167 151H166V150ZM189 149V150H188ZM198 149H200V150H198ZM236 149V150H235ZM258 149V150H257ZM29 150V151H28ZM148 150H149V148H148ZM153 149H151V151H152ZM155 150H158V148L157 149H155ZM154 150V151H155ZM174 152V156H171V155H173V153H171L172 151ZM222 150H224V152H222ZM231 150V151H230ZM240 150V151H239ZM54 151V150H53ZM56 151V150H55ZM59 151V150H58ZM57 151V152H58ZM63 151V150H62ZM145 151H146V149H145ZM151 151H148V152H151ZM153 151V153H155V154H157L156 152H154ZM162 151H164L165 153H168V154H164V153H162ZM221 151V152H220ZM226 151V152H225ZM27 152V153H26ZM99 152L98 153H96V155L98 154L99 155ZM125 153L126 152V154H123V153ZM138 152H140V153H138ZM147 152V153H148ZM199 152H202V153H204V154H201V153H199ZM242 152V154H240ZM256 152V153H255ZM260 154H259V153ZM263 152V153H262ZM23 153V154H22ZM24 153L25 154H28V155H26V158H25V155H24ZM59 153V152H58ZM121 153V154H120ZM138 153V154H137ZM220 153V154H219ZM222 153V154H221ZM223 153L225 154V156L227 155V159H226V157L223 155ZM231 153H232V155L233 154H235V156H232L231 155ZM21 154V155H20ZM45 154V155H44ZM60 154L62 155V153L60 152ZM64 154V153H63ZM123 154V155H122ZM137 154V156L135 157V155ZM150 154H152V153H150ZM150 154H148L147 156H149V157H151L150 156ZM162 154H164L163 156H162ZM191 154L192 155H195V156H191ZM197 154V155H196ZM217 154V155H216ZM237 154V155H236ZM239 154V155H238ZM249 156H248V155ZM255 154H257V155H255ZM259 154V155H258ZM24 155V156H23ZM122 157H121V156ZM124 155H126L125 157H124ZM154 155V154H153ZM179 155H181V156H179ZM188 155V154H187ZM198 155H200V156H198ZM207 155H208V157H210L212 160L213 159H215L214 161L217 163V166L219 167V169H221L220 167L222 166V164L224 163V162H226V161H228L229 163H230V167L229 166H226L227 164H229L228 162L227 163H225V164H223L224 166V171L225 170H227V172H225L226 173V175L224 176L223 174V176L220 174V173H218V176H217V179H216V175L215 174H217V171H216V167L217 166H214L213 165V162L214 161H210V163L209 164H207L209 161H207V159L205 158L204 159V156L205 157H207ZM213 155H215V156H218V155H220L221 157H222V159L224 160H222L223 161V163L221 164V162L222 161H220L221 159V157L218 159V158H216L215 156H213ZM231 155V156H230ZM247 155V156H246ZM40 156V155H39ZM60 156V155H59ZM155 157L157 156V155H154ZM157 156V157H158ZM177 156V157H176ZM203 156V157H202ZM225 158H224V157ZM239 156H241V157H239ZM20 157V158H19ZM24 157V158H23ZM29 157V158H28ZM47 159H46V158ZM166 157V156H165ZM192 157V158H191ZM198 157V158H197ZM199 157H201V158H199ZM207 157V158H208ZM229 157V158H228ZM233 159H232V158ZM246 157H250V159H248V158H246ZM256 157V158H255ZM28 158V159H27ZM96 158H97V156H96ZM120 158H122V159H120ZM123 158H125V159H123ZM140 158H138V160L140 159ZM178 158V159H179ZM195 158V159H194ZM209 158V159H210ZM235 158H237L236 160H234ZM240 158V159H239ZM145 159V158H144ZM158 160H160L161 161V159H160V157H158L157 158ZM164 159L165 158H163V161H164ZM169 159H171V160H169ZM181 159V161L180 162H182V163H180L182 166L183 165H185V164H183L184 162V160L182 161V158H180ZM193 159V160H192ZM199 159H201V164L202 165H200V160ZM218 159V160H217ZM225 159H226V161H225ZM230 159V160H229ZM248 159V160H247ZM253 159V160H252ZM260 159V160H261ZM141 160V159H140ZM146 160H148V158H146L145 159V161H144V163L146 162ZM197 160V161H196ZM199 160V161H198ZM202 160H203V162L204 163H202ZM232 160H234V161H232ZM249 162V163H251L252 164V167H254L253 168V170H251L252 169V167H249V170H247L246 171V169L245 168H241V167H245V165H246V168L248 169V165L249 166H251V164H249L247 161ZM252 161V162H250V161ZM21 161V162H20ZM32 162V164H33V162H34V164L32 165V164H30L31 162ZM94 161H95V159H94ZM149 161H150V159H149ZM151 161H153L152 159H151ZM162 161V162H163ZM195 161V162H194ZM218 161H219V165H218ZM258 161V160H257ZM36 162V163H35ZM157 162V161H156ZM156 162H154L153 161V163H150V162H147V163H149V164H147V163H145V164H147L146 166H149V168L151 169H153V171H152V169L150 170L151 172H153L154 173V171H155V169H156V167L155 166H158V164L156 163ZM161 162V163H162ZM169 162V163H168ZM178 162H175V163H177V164H179ZM207 162V163H206ZM232 162V163H231ZM233 162H234V164H233ZM243 162H245V164L243 163ZM15 163H16V161H15ZM15 163H12L11 165H10V169L12 168L13 169V171L14 172H17V176H18V171H15L16 170V167H15ZM159 163V162H158ZM173 164L174 166H177L178 168L180 167V172H181V165L179 164V165H176V164ZM211 163H212V165H211ZM216 163H214L215 165H216ZM238 163H240L239 164V167L237 166L238 165ZM248 163V164H247ZM259 163V162H258ZM262 163H264V162H262ZM99 164V163H98ZM145 164H144V168L146 167L145 166ZM153 164V167L151 166ZM157 164V165H156ZM196 164H198V165H196ZM203 164H204V166H203ZM206 164V165H205ZM231 164H233V165H231ZM241 164H243V166L241 165ZM255 166H254V165ZM257 164V163H256ZM261 164V163H260ZM93 165V164H92ZM208 165H211V167L209 168L208 167ZM241 165V166H240ZM35 167L36 168V170H35V172H34V170L33 169H35V168H32L31 169V167ZM42 166H44V169H45V171L44 172H42V174H39V173H41V172H39V173H36V171L39 169V171H40V167H42ZM56 166V167H55ZM99 166V165H98ZM129 166V167H128ZM166 166V165H165ZM195 166V167H194ZM264 166V165H263ZM47 167V168H46ZM127 167L129 168V169H127ZM209 169H208V168ZM217 167V168H218ZM222 167V168H223ZM235 167V168H234ZM49 168V169H48ZM141 168H143V166H141ZM146 168H148V167H146ZM213 168L215 169V172H213ZM226 168V169H225ZM240 168L241 169H243L242 170V172H244V171H246V172H249V176H250V178H251V176H252V178H256L255 176V174H253L254 173V171H256L255 173H257V174H259L258 176H257V178L253 181V179L251 178V179H247L248 177H246V179H244L245 178V175H247L248 176V174L245 172V175L243 174V173H240L239 172V170H240ZM262 168V166L260 167V169ZM59 169V168H58ZM58 169H56V172H57V170ZM67 169V168H66ZM105 169H103V171L105 170ZM184 169H185V171H187L186 169V167L185 166H183V169H182V172L181 173H183L184 172ZM238 171H237V170ZM259 169V168H258ZM259 169V170H260ZM43 170V168L41 169V171ZM47 170V171H46ZM63 170V169H62ZM108 170V169H107ZM175 170H177V169H175ZM190 170H193L192 168L190 169ZM231 170H232V172H231ZM2 171V170H1ZM65 171V170H64ZM63 171V172H64ZM67 171V170H66ZM69 171V170H68ZM112 171H113V173H112ZM147 172H145V173H147V174H145L144 175V177H148V174L150 173V171H149V169L148 170H146ZM219 171H221V170H219ZM224 171H222V172H224ZM241 171V170H240ZM253 171V172H252ZM264 171V168H262V170H261V172H263ZM3 172L4 171H2V172H0V176H2L3 175ZM13 172V173H14ZM20 172V171H19ZM30 172H33V173H36V176H37V178L36 177H34V178H31V176H29V175H32V173L30 174ZM50 173V175L51 174H53V173ZM61 172V171H60ZM110 172H111V174H110ZM149 172V173H148ZM179 172V173H180ZM221 172V173H222ZM237 172V173H236ZM29 173V174H28ZM65 173H67V172H65ZM74 173V176H75V174H76V172H73ZM73 173L71 174V172L69 173V174H71V175H73ZM178 173V172H177ZM181 173H180V175H181ZM214 173V174H213ZM251 173L254 175V177H253V175H251ZM2 174V175H1ZM15 175H16V173H14ZM22 174V173H21ZM21 174H19V175H21ZM113 174H114V176H113ZM118 174V175H117ZM237 174H238V176H237ZM242 175V179H241V175ZM23 175V174H22ZM34 175V174H33ZM49 175V176H50ZM55 175H56V173H55ZM55 175H54V178H55ZM65 175V174H64ZM67 175V174H66ZM70 175V177L72 178V176ZM116 175V176H115ZM149 175H152V173H150ZM153 175H155V174H153ZM213 175V176H212ZM215 175V176H214ZM233 175V178L231 177L230 178V176H232ZM236 175V177L234 178V176ZM3 176H6L5 175V173H4V175ZM2 176V177H3ZM56 176H58V175H56ZM211 178H210V177ZM16 176H14V178H15ZM23 178H24V176H22ZM30 177V178H29ZM52 176H50V178H51ZM65 177V179L68 177H66V176H63V178ZM77 177H79L78 176V174H77ZM150 177V176H149ZM214 178V180H215V182H214V180L212 181V179ZM4 178V177H3ZM23 178L22 179H19V181L20 180H22L23 181ZM53 178V179H54ZM57 178V177H56ZM60 178V177H59ZM63 178H61L62 180H60V181H62V182H64V179ZM75 178V177H74ZM110 178V179H109ZM114 178L116 179H118V181L117 180H114ZM239 179L237 182H236V180L237 179ZM47 179V180H46ZM73 179V178H72ZM77 179V178H76ZM113 179V180H112ZM137 179L140 181H142V182H140V184H139V182H138V185L137 184H135L136 182H137ZM211 181H210V180ZM221 179H219V180H221ZM233 179H234V181L235 182H233ZM260 179H259V182H258V184H260V186H261V182L263 181V183H264V179L262 180V181H260ZM54 180H56V179H54ZM74 180V179H73ZM73 180H70V178H69V180H67V181H73ZM79 180V179H78ZM108 180V181H107ZM110 180V181H109ZM111 180L113 181V182H111ZM134 180H136V182L134 181ZM221 180V181H222ZM242 180H244V181H242ZM213 184V187H211V184H210V182ZM224 181V182H225ZM241 183H240V182ZM248 181V182H247ZM254 182V183H252L251 184V182ZM78 182V181H77ZM135 182V183H134ZM144 182V183H143ZM220 182V183H219ZM230 182V183H229ZM233 182V183H232ZM249 182H250V184H249ZM16 183H18V182H16ZM15 183V184H16ZM67 183H69V182H67ZM72 183H74V182H72ZM142 183V184H141ZM235 183L236 184H238L239 185V187L237 188V187H235L236 185H235ZM19 184H21V183H19ZM65 184V183H64ZM145 184V185H144ZM154 184V183H153ZM152 184V185H153ZM225 185H227L226 183H224ZM257 184V183H256ZM257 184V185H258ZM139 185H140V187H139ZM151 185V186H152ZM228 185L227 186H224L225 188L227 187L228 189L229 188H231L230 186L231 185H229V187H228ZM237 185V186H238ZM248 185H249V187H252V188H249L248 187ZM251 185V186H250ZM263 185V184H262ZM1 186V185H0ZM23 186V185H22ZM27 186V187H28ZM65 186V185H64ZM85 186V185H84ZM90 186V187H89ZM94 186V187H95ZM126 187V188H124V187ZM128 186V187H127ZM264 186V185H263ZM262 186V187H263ZM13 187V186H12ZM18 187V186H17ZM33 187V188H32ZM73 187V186H72ZM222 187V189H224L223 188V186H221ZM1 188V187H0ZM60 188V189H59ZM62 188V189H61ZM75 188H76V186H75ZM74 188V189H75ZM78 188H80V186L78 185V187H77V191L79 190ZM83 188L84 187H82V188H80V189H82V190H80V193H82L84 190H85V192H88V190L86 191V189L84 188V190H83ZM257 188V189H256ZM9 189V188H8ZM16 189H18V188H16ZM31 189H29L30 191H31ZM64 189H65V187H64ZM73 189V188H72ZM124 189H126V190H124ZM221 189V188H220ZM253 189V190H252ZM254 189L256 190V194H254L252 191H254ZM260 189V190H259ZM63 192H62V191ZM70 190L72 191V193H69L70 192ZM208 190V191H209ZM212 190H217V189H212ZM230 190V189H229ZM231 190V191H232ZM244 190V191H243ZM250 190H252V191H250ZM261 190H263V192L261 191ZM60 191H61V193H60ZM89 191V192H90ZM121 191V190H120ZM258 191H259V193H258ZM260 191L262 192L261 194H263L262 195V197H260ZM7 192H9V191H7ZM16 193V192H14L13 191V189L9 192L10 194L11 193ZM74 192V193H73ZM250 192L251 193H253V194H250ZM59 193L61 194V195H59ZM84 193V192H83ZM142 193V194H143ZM247 193H249V194H247ZM56 194H58L59 195V197L56 195ZM63 194H64V196H63ZM75 194V195H74ZM121 194V195H120ZM145 194V193H144ZM238 194V193H237ZM258 194V195H257ZM8 195V194H7ZM39 195V197H37ZM254 195H256V196H259V197H256V196H254ZM9 196V195H8ZM12 195H10V197H11ZM13 196H14V194H13ZM12 196V197H13ZM16 196H18V195H15V197ZM22 196V195H21ZM37 198H36V197ZM55 196H57V198H55ZM63 196V197H62ZM77 196H78V200H77ZM88 196V195H87ZM90 196V195H89ZM200 195H196V196H194V198H193V203H195V201H197L198 202V200L197 199H199L200 197H199ZM11 197V200H16L17 198H12ZM145 197V196H144ZM199 197V198H198ZM236 197V196H235ZM234 197V198H235ZM237 197H238V195H237ZM256 199H255V198ZM41 198H43V199H41ZM125 198H126V195H125ZM124 198V199H125ZM22 199V198H21ZM87 199V200H88ZM102 199V200H101ZM104 199V200H105ZM109 199H106V200H109ZM262 199V200H261ZM18 200H20V199H18ZM23 200V199H22ZM24 200H25V198H24ZM50 200V201H51ZM114 200V199H113ZM237 200V199H236ZM5 201V200H4ZM3 201V202H4ZM42 201V202H41ZM83 201H85V203L83 202ZM100 201H102V204H101V207L100 206H98V202L100 203ZM123 201H124V203H123ZM154 201V200H153ZM233 201V202H232ZM0 202H2V201H0ZM22 201H20V203H21ZM30 202V203H29ZM49 202V201H48ZM76 202V203H75ZM80 203V205H82L83 204V206H84V209H82L83 208V206L81 207V209L83 210V213H81V211L82 210H80V207H79V205H76V204H78V203ZM110 202H112V201H110ZM157 202H158V200H157ZM156 202V203H157ZM13 203V202H12ZM18 204H19V201L17 202ZM34 203H32V205L34 204ZM96 203H97V205H96ZM104 203V204H103ZM113 203V202H112ZM122 203V204H121ZM146 203V202H145ZM247 203H250V201L249 202H247ZM1 204V203H0ZM34 204V206L36 207V210H37V208H40L41 209V206L39 207V206H36ZM107 204H108V202H107ZM142 204V205H141ZM7 205H9V204H7ZM38 205H39V203H38ZM88 206V208L89 209H87V206ZM102 205H105V206H102ZM118 205V206H117ZM207 205L209 206L210 205V207L211 208H209V209H207L208 207H207ZM212 203L210 202V203H208V204H206V205H204V206H206L207 208H204V206H203V208H202V210H203V214H202V210L200 211L201 213L200 214H202L203 215V220H202V218H200L201 220L200 221H203V222H201V223H199V225H197L198 226V230H199V227H202V226H200V225H203V227L202 228H200V231H201V233L200 234H202V230L201 229H203L204 231H211V229H213L216 225H215V222L217 223V222H221L220 220H216V219H214L213 220V218H215V213L216 212H211V211H213L212 210ZM236 205V206H235ZM2 206H5V203H4V205H2ZM27 206V205H26ZM30 206V205H29ZM98 206V208H96ZM117 206V207H116ZM121 208H120V207ZM23 208L25 207V206H22ZM32 207L33 206H31V209H32ZM34 207V208H35ZM69 207V208H68ZM74 208V214L76 215V216H74L73 214H67L66 212L68 211V210H65V209H70V208ZM79 209H78V208ZM86 207V208H85ZM229 207V209H231ZM253 207V206H252ZM10 208V207H9ZM19 208H20V206H19ZM19 208H18V210H19ZM28 208V207H27ZM30 208V207H29ZM34 208L32 209L33 211H35L34 210ZM77 208V209H76ZM100 208H102V209H100ZM118 208V209H117ZM234 208H236V209H234ZM5 209H8V207H6ZM4 209V210H5ZM30 209V210H31ZM76 209V210H75ZM90 209H92V210H90ZM94 209V210H93ZM97 209V210H96ZM114 210V212H113V210ZM116 209V210H115ZM141 209V210H140ZM206 209V210H205ZM232 209H231V211H232ZM10 210V213L11 214H13L12 212H11V210H13L12 208H10L9 209ZM8 210V211H9ZM17 210V211H18ZM25 210H26V207H25ZM39 210V209H38ZM53 210V209H52ZM71 210V209H70ZM70 210H69V212H70ZM88 211V213H91L92 212V214L91 215H89L88 213H86L87 211ZM209 210H210V212H211V215H210V212H209ZM257 210H260L259 212H257ZM8 211H7V214H8ZM14 211V210H13ZM32 211V212H33ZM72 211V210H71ZM84 211H85V213L86 214H84ZM102 211H106V209H103ZM101 211V214L103 213ZM154 211V210H153ZM152 211V212H153ZM176 210H174L173 211V213L172 214H170L171 212H169V222H174V223H176V222H178V221H180L179 219H182V218H185V217H182L180 214H183V212L181 213L180 211H179V209L177 210L179 213H176L175 212ZM215 211V210H214ZM231 211H228L229 213L231 212ZM5 212H6V210H5ZM4 212V213H5ZM23 212V211H22ZM26 212H29L28 210L26 211ZM31 212V213H32ZM37 212H42V211H37ZM36 211H35V215L34 216H37L36 215V213H37ZM95 214H94V213ZM129 212V214H127ZM151 212V213H152ZM155 212V211H154ZM154 212L152 213V215L154 214ZM175 212V213H174ZM237 212V213H236ZM16 213H19L20 214V212H16ZM25 213V212H24ZM38 213V214H39ZM111 213V214H112ZM116 212H115V214H117ZM264 213V212H263ZM263 213H261V214H263ZM48 214V213H47ZM82 214H84V215H82ZM99 213H97L96 214V216L98 217L99 215H98ZM110 214V215H111ZM114 214V215H115ZM127 214V215H126ZM142 214H144V212L142 213ZM213 214V215H212ZM217 214V213H216ZM230 214H232V212L230 213ZM244 214V215H243ZM260 214V215H261ZM58 215V216H57ZM70 215H73L74 217H79V219H78V221L76 222L74 219H70V218H73V217H71ZM83 216V217H81L80 218V216ZM113 215V214H112ZM113 215V216H114ZM150 215V214H149ZM151 215V216H152ZM238 215V216H237ZM241 215H242V217H241ZM254 215V216H253ZM24 216H25V214H24ZM23 216V217H24ZM27 217H28V219H26V220H29V219H31L32 221L31 222H33V217L34 216H32L31 214H28L27 213V215H26ZM213 216V217H212ZM222 216V215H221ZM223 216H224V214H223ZM221 217V218H224V220H225V216L224 217ZM231 216V217H230ZM250 216H252L251 218H250ZM26 217V218H27ZM59 217V218H58ZM68 217H69V219H70V221L72 222H69V220H68ZM84 218V222H86L87 220V218ZM92 217H94V216H92ZM143 218H144V220H145V223L147 222V221H149V222H147L148 223V225H146L145 223H144V220H143V223L146 225V227H145V229L146 230H148L147 229V227L149 228L151 225H152V227H153V224H152V222H153V220H152V222H151V218H149L148 216H146V215H144V216H142ZM142 217H140L141 219H140V222L138 221V223H139V225H140V227H141V229L142 228H144V226H143V224H141V220L143 219ZM149 218L150 220H148L147 218ZM182 217V218H181ZM217 217H218V215H217ZM220 217V216H219ZM236 217H238L237 219H236ZM241 217V218H240ZM254 217H256V218H254ZM263 217V218H262ZM107 218V217H106ZM106 218H105V216H104V218H102L101 220L103 221V222H105V220H106ZM232 218V219H233ZM247 218V219H248ZM258 218H259V220H258ZM7 219H9V218H7ZM82 219V220H81ZM116 219V218H115ZM147 219V220H146ZM176 219H177V221H176ZM220 219V218H219ZM233 219V220H234ZM243 219V221H241L242 222V225L244 224L243 222L244 221H246V220H244V218H242ZM44 220H45V216H44ZM129 220V221H128ZM171 220V221H170ZM183 221L185 220V219H182ZM182 220L180 221L181 223H180V225L182 224ZM216 220V221H215ZM230 220V219H229ZM233 220H231V224H232V221ZM239 220V221H240ZM249 220L248 221H246L245 222V224L246 223H248L249 222ZM46 221V220H45ZM75 221V222H74ZM98 222L99 224H103V222ZM228 221V219H226V222H224V221H222L223 223H228L227 222ZM264 221V220H263ZM30 222V221H29ZM30 222V226H29V224H28V226L27 227H33L32 225L34 224V222L33 223H31ZM83 222V223H84ZM127 222H129V226H130V228H128V225H126V223ZM132 222H134V223H132ZM186 221H184V223H185ZM189 222V221H188ZM238 223V220L237 221H234V223ZM49 223H51V222H49ZM132 223V224H131ZM203 223V224H202ZM212 223L214 224V225H212ZM236 223V224H237ZM250 223V222H249ZM249 223L248 224H246V225H249ZM52 224L53 223H51V225H50V228H51V226H52ZM70 224H72V226L70 225ZM73 224H74V226H73ZM86 224V223H85ZM105 224V223H104ZM178 224H179V222H178ZM192 224H193V222H192ZM231 224H230V226H231ZM251 224V223H250ZM253 224H255V226H253ZM47 225V224H46ZM56 225V226H57ZM84 225V224H83ZM183 225V224H182ZM181 225V226H182ZM185 225H186V223H185ZM185 225L183 226V227H180V228H184L185 227ZM194 225V224H193ZM229 225V224H228ZM240 226H241V224H239ZM25 226V228H26V225H24ZM43 226H45V225H43ZM49 226V225H48ZM54 226V225H53ZM85 226V225H84ZM95 226V225H94ZM93 226V227H94ZM106 226V225H105ZM104 226V227H105ZM210 226H214L213 228L211 227V229L209 228ZM233 226V225H232ZM235 224H234V228H235ZM238 226V225H237ZM237 226H236V229H237ZM239 226V227H240ZM258 226H262L263 227V229L262 230H260L259 232L257 231V229L259 228ZM257 227V229H256V231L257 232H254V231H250V233L251 234H253V235H258V234H260V235H258V236H254V237H258V239L257 240H251L252 242H253V246H255L256 247V245H258L259 247H260V250H259V247H256L257 249H256V251L257 250H259V252H257V253H261L260 255L264 258V224L263 225H258ZM42 227V226H41ZM243 227V229L241 228V230L243 231L244 230V232H246L245 230H246V228L245 227H247V226H242ZM34 228V227H33ZM32 228V229H33ZM43 228V227H42ZM53 228V227H52ZM78 228V230L76 231V229ZM95 228V227H94ZM245 228V229H244ZM248 228V227H247ZM75 229V230H74ZM128 229V230H127ZM134 229V228H133ZM140 229V228H139ZM145 229H143V230H140L141 232H142V234L140 235V237L141 236H146V233L147 232H149V233H151L152 231V228L150 227L149 228V230L151 231H147L146 232V230ZM154 229H155V227H154ZM185 229V232H186V227L184 228ZM184 229H180L183 233H185L184 232ZM207 229V230H206ZM259 229H261V227L259 228ZM258 229V230H259ZM27 230V229H26ZM28 230H29V228H28ZM55 230V229H54ZM89 230H90V228H89ZM135 230V229H134ZM240 229H238V231H239ZM240 230V232H242ZM107 231H108V229H107ZM203 231V232H204ZM237 231V230H236ZM111 232V231H110ZM146 232V233H145ZM240 232L238 233V232H236V235H237V233H238V235L240 234ZM26 233V232H25ZM77 233H78V235H77ZM80 233H81V236H79L80 235ZM106 233V232H105ZM104 233V234H105ZM112 233V232H111ZM136 233V232H135ZM143 233H144V235H143ZM204 233H207V232H204ZM243 233V232H242ZM241 233V234H242ZM249 233V232H248ZM257 233V234H256ZM107 234V233H106ZM127 234H129V235H127ZM134 234V233H133ZM245 234V233H244ZM96 235V236H95ZM126 235L128 236V237H126ZM148 235H150V234H148ZM237 235V236H238ZM55 236V237H54ZM105 236V235H104ZM205 236H207V234L205 235ZM54 237V238H53ZM103 237V236H102ZM108 237H109V235H108ZM130 237H132L131 239H132V241H131V239H130ZM217 237H219V235H217ZM243 237H245L244 235H243ZM242 237V235H241V239L243 238ZM252 236L250 235V238H251ZM254 237H252V238H254ZM94 238V239H93ZM129 238V239H128ZM221 238V237H220ZM220 238H217V240L216 241H218V242H216L217 243V245H220ZM149 239V238H148ZM222 239V238H221ZM255 239V238H254ZM135 240V241H134ZM138 242H137V241ZM239 240V239H238ZM93 241V242H92ZM242 241V240H241ZM241 241H239L238 243H239V246H240V243H241ZM251 241H249L250 243H251ZM12 244H13V246H12V248H11V250L8 252V253H4L2 256H1V258H2V260H4V262H6V264H9V263H11V262H15L16 260H18V258L17 257H15V255L17 254L16 253V251H17V249H19V248H21V246H22V241H21V239L19 240V238L18 239H12ZM23 242H25V240L23 239ZM133 242V244L131 245V243ZM135 242H137V243H135ZM143 242V243H142ZM255 242V243H254ZM28 243H29V246L31 247V244L32 243H30L29 241H28ZM221 243H223L222 241H221ZM236 243H237V240H236ZM257 243V244H256ZM26 244V243H25ZM252 244V243H251ZM24 245V244H23ZM32 245H34V243L32 244ZM250 245V244H249ZM26 246V248H27V246H28V244H26V245H24V247ZM48 246V247H49ZM103 246H105V244L103 245ZM103 246H102V248H103ZM221 246V245H220ZM238 246V245H237ZM247 246V245H246ZM245 245H244V247H246ZM252 246V245H251ZM250 246V247H251ZM29 247V248H30ZM105 247H107L108 248V246L106 245ZM123 247H122V249H123ZM150 247V248H149ZM224 247L225 246H223V247H221V249L223 248V250L221 251V252H224ZM236 247V246H235ZM249 247V246H248ZM249 247V248H250ZM62 248V249H61ZM154 248V247H153ZM239 248V247H238ZM242 248H243V246H242ZM254 248V247H253ZM124 249H123V251H124ZM217 249H219V246H217V248H216V250ZM234 249H237V248H234ZM244 250H245V248H243ZM248 249V248H247ZM255 249V248H254ZM43 250V249H42ZM100 250H103V249H100ZM121 250V249H120ZM149 250H151V251H153V253L152 252H150ZM195 251H196V253H194L195 251H193V250H190L193 254H194V256H195V254H197L198 253V251L196 250V249H194ZM215 250V249H214ZM226 250V249H225ZM242 250V249H241ZM45 251V250H44ZM158 251H159V253H158ZM190 251H188L187 253H189ZM202 251V250H201ZM201 251L199 252V253H201ZM218 251V250H217ZM235 251V250H234ZM236 251H238V250H236ZM261 251V252H260ZM49 252V251H48ZM105 252V251H104ZM111 252V251H110ZM120 252H122V253H120ZM203 252H205L204 250L202 251V253L201 254H203L204 255V253ZM214 252V251H213ZM44 253V258L45 257H47V255L45 256V254H47V252L45 251V252H43ZM52 253V252H51ZM113 252H111V253H108L109 254V256H110V254H112ZM161 253V254H160ZM186 253V254H187ZM208 253V252H207ZM206 253V254H207ZM211 253V252H210ZM216 253V252H215ZM245 253H247V251L245 252ZM103 254V253H102ZM102 254H99V255H102ZM105 254H107V253H105ZM119 254H115L114 253V258H115V260H114V258H113V254L111 255L112 256V259H110V260H112L113 262H110V260L108 261L110 264H114L115 263V261H119V259H120V256H119ZM122 254V255H121ZM142 254H144L143 255V260H141L140 258L142 257ZM164 254V255H163ZM192 254V255H193ZM201 254H199V255H201ZM221 254V253H220ZM43 255V254H42ZM104 255V254H103ZM127 255L130 257V258H128L127 259ZM131 255V256H130ZM132 255L134 256V257H132ZM139 255H140V257H139ZM158 255H160V257L158 256ZM190 255H191V253H190ZM210 254L208 253V256H209ZM212 255V254H211ZM216 255V254H215ZM217 255H219V254H217ZM216 255V256H217ZM259 255V254H258ZM50 256V255H49ZM72 256V255H71ZM90 256V258H91V260H90V262H89V264L91 263V264H94V263H96L97 264V261H95L96 259L98 260H100V257L99 258H97L96 257V255L94 256L93 255V257H91ZM108 256V255H107ZM147 258H146V257ZM165 256V257H164ZM177 257L179 256V255H176ZM180 256H182V255H180ZM198 256V255H197ZM197 256H195V257H190V256H188V257H190L191 258V260H190V263L189 264H191V263H193L194 262V260H192V259H195L196 260V262H197V258L199 257H197ZM202 256V255H201ZM213 256H214V254H213ZM215 256V257H216ZM260 256V257H261ZM95 257H96V259H95ZM103 257V256H102ZM116 257H117V259H116ZM151 257V258H150ZM163 257H164V259H163ZM176 257V258H177ZM183 257V256H182ZM181 257V258H182ZM235 257V256H234ZM42 258H43V256H42ZM43 258V259H44ZM55 258H56V255H55ZM54 258V259H55ZM93 258L95 259L94 261H92L93 260ZM105 258V257H104ZM133 258H137V261H135ZM149 258H150V260L152 261L153 259L155 260V262H154V260H153V262L154 263H151L150 261H149ZM175 258V257H174ZM173 258V259H174ZM175 258V259H176ZM180 257H178L177 259H179ZM189 258V259H190ZM200 258H202V257H200ZM203 258H205L203 261H207V259H206V257H204L203 256ZM257 258V257H256ZM262 258V259H263ZM102 259V258H101ZM131 259V260H130ZM161 259H163V260H161ZM177 259L175 260V262L177 261ZM210 259V258H209ZM214 259V258H213ZM213 259L209 262V264H217L216 262L218 261V260H220V257H218V260H216V262H213ZM217 259V258H216ZM258 259V258H257ZM44 260H46V259H44ZM98 260V262H100ZM144 260H145V262H144ZM148 261V263H147V261ZM184 260V259H183ZM222 260V259H221ZM219 261L218 263H220V264H224V262H226V258H225V260L223 261V263H222V261ZM264 260V259H263ZM54 261V260H53ZM68 261H70V260H67V262ZM93 263H92V262ZM133 261H134V263H133ZM167 261V260H166ZM179 262H180V259L178 260ZM177 261V262H178ZM192 261V262H191ZM200 261H202L201 259H200ZM199 261V259H198V263L200 262ZM254 261V260H253ZM260 261V260H259ZM78 262V263H77ZM107 261H105V260H101V264L102 263H104V264H107L106 263ZM125 262H124V264H125ZM174 262V263H175ZM176 262V263H177ZM179 262L177 263V264H179ZM186 262H187V260H186ZM188 262H189V260H188ZM255 262V261H254ZM47 263H50V262H47ZM53 263V262H52ZM75 263H73V264H75ZM141 262H139V263H137V264H142ZM195 263V262H194ZM98 264H100V263H98ZM171 264V263H170ZM195 264H197V263H195ZM252 264V263H251Z\"/></svg>","mask_w":264,"mask_h":264},{"label":"rangeland","instance_id":"374dc122","mask_svg":"<svg viewBox=\"0 0 264 264\" xmlns=\"http://www.w3.org/2000/svg\"><path fill=\"white\" fill-rule=\"evenodd\" d=\"M2 0H0V2H1ZM4 2V6H2V7H0V21H2V22H0V23H2L3 24V27L5 28V30L4 29H1V30H3L4 32H6V34H11V35H14V33L15 34H17V32L19 31V30H17V32H15L16 30H15V26H16V24L18 23V24H20V26H21V21H24V20H26L27 21V19H29L28 21L29 22H31L32 21V13H27L24 9L22 10V8H21V3L20 2H22V0H3ZM18 1V3H16ZM20 1V2H19ZM24 1V0H23ZM28 2H29V0H27ZM53 1V2H52ZM56 0H41V2L43 3L44 2V4L47 6V8L48 7H51V6H53V3H55L56 5H61L62 6V8L65 6V8H63V10L65 9V11H61L60 13H64L66 16H67V18L70 20V18L69 17H71V16H73V14L72 13H74V16L75 17H77V19L83 14L84 15V17H86L85 16V14H84V12H82L81 13V10H87L88 9V11H86V12H88V13H90L91 15H92V17H90L91 15H88L89 16V18H91V19H93L92 21L90 20V22H88L89 20V18H88V16L85 18V21L86 22H83L84 20H80V19H78L77 20V22L75 21L76 20V18L73 16V23H71V21L69 22V21H65V23L64 24H66V25H62V26H64V27H67V28H65L66 29V31L64 30V27H62L61 25V27L63 28L62 30H64V32H67V33H70V31H74V30H76L77 29V27H79V25H80V27H81V25H83V23H84V25H85V27H88V26H86V25H90L91 24V26H89V27H91V30L90 31H92V26L94 25L95 26V24L96 25H98V27L102 24H104V23H106L105 21H109L110 19L109 18H111V20L113 21V23H112V21L110 20V22H108V28L111 26V25H113V27L114 26H116V24H118L120 21V24L122 23V19H120V21L119 22H117L115 25H114V23L117 21V20H119V19H117L116 18V16H117V14H118V16H124V19L125 18H127V20H128V16L125 14L124 15V13L125 12H120L121 11V6L119 5V3H118V1H116V0H113V1H116V3H113V2H111L112 0H108L109 1V3L111 2V3H113V4H117L116 6H117V8H116V6H115V8H113L114 6H112L111 7V5H113V4H109L106 0V2L109 4V7H106V5H108V4H106V2H104L105 3V5L103 4V1L101 2L100 0H98V1H100V2H95V5H94V7H93V4H92V8L91 7H89L90 8V10H92V11H90L89 10V8L87 7H84V9H82L83 8V6L81 7V10H79L80 11V15L78 14H76L75 15V13L77 12V9L79 8L80 9V6L78 7V6H76V7H78V8H76L75 6V10H76V12H73L74 11V9H72L73 11L71 12V8H74V7H71V8H69V5H67V3H65L66 2V0H63L64 1V3H62V2H60V0H59V2H55ZM75 1V0H74ZM77 1V0H76ZM86 1V2H85ZM85 1H81L80 2V0H79V2H80V5H81V3L82 2H84L85 3V5L86 6H91V5H87L88 3H87V0H85ZM90 1V0H89ZM92 1V0H91ZM94 1H96V0H94ZM133 0H130L129 2H132ZM136 1V0H135ZM26 2V1H25ZM51 2H52V5H50L51 4ZM70 2H72L73 3V0H71ZM78 2V1H77ZM93 2V1H92ZM2 3V2H1ZM76 3V2H75ZM84 3H82V4H84ZM87 3V4H86ZM90 3V2H89ZM94 3V2H93ZM18 4H20L19 6H20V8H21V10H19V6H18ZM65 4V5H64ZM74 4V3H73ZM78 5H79V3H77ZM77 4H75V5H77ZM96 4L99 6H97V8L95 7L96 6ZM104 5L105 6V9H104V6L102 7H100V5ZM55 5V6H56ZM118 6H119V8H120V11L118 10L119 8H118ZM12 7H13V9L14 10H17V12H18V10L20 11V13H22V15L25 17L26 15H28V18H27V16H26V18L24 19V17H22L24 20H22V18H20V22L18 21V22H16L17 21V19H15V22L16 23H14L13 21H12V19H13V17H12V19H9V21L11 22H13L14 24L12 25L11 23H9L7 20V17H10L11 15H9L7 12H8V9L10 8V10L9 11H11V9H12ZM16 7V8H15ZM58 7V6H57ZM18 8V9H17ZM54 8V7H53ZM59 8V7H58ZM98 8H103L104 9V11H103V13H105V10L107 11V13H106V16H105V14H104V17L105 18H107L106 20L104 19V22H103V19H102V17L103 16H101V14H100V16H101V19H99L100 18V16L99 15H97L96 16V13H97V9ZM109 8V9H108ZM113 8V9H112ZM12 9V10H13ZM55 10H57V8H54ZM53 9V10H54ZM59 9H61V8H59ZM96 9V10H95ZM108 9V10H107ZM54 10V11H55ZM84 10V11H85ZM100 10H102V9H100ZM54 11H53V13H54ZM78 11V12H79ZM94 11L96 12V13H94ZM98 11H99V9H98ZM13 12V11H12ZM77 12V13H78ZM9 13H11V12H9ZM56 13H59V10L58 11H56ZM59 13V14H60ZM70 13L72 14L71 16H69L70 15ZM99 13H102V11L101 12H99ZM99 13H97V14H99ZM103 13H102V15H103ZM111 15H110V14ZM193 13V12H192ZM13 14H15V13H13ZM17 15H18V13H16ZM55 14V13H54ZM58 14V15H59ZM95 14V15H94ZM115 14V15H114ZM190 14V13H189ZM188 13H183V15H186V16H188L189 15ZM9 15V16H8ZM58 15H56V18H58L57 16ZM13 16V15H12ZM60 16H61V14H60ZM59 16V17H60ZM95 16H96V18L99 16V21H98V19H96L95 18ZM111 16V17H110ZM171 16V18H173V15H170ZM185 16V18H187L188 19V17H186ZM192 16H194V15H192ZM19 17V16H18ZM17 17V18H18ZM103 17V18H104ZM113 17V18H112ZM11 18V17H10ZM14 18H15V16H14ZM72 18V17H71ZM184 18V17H183ZM84 19V18H83ZM109 19V20H108ZM114 19V20H113ZM174 19H175V17L173 18V19H171V20H173V23H171V25L175 28H172V29H170V27H172V26H169L170 25V22L167 24L166 23V25H165V22H167V21H169L170 20V18H169V20L167 19V21L165 20V22L162 24L161 22H160V24L161 25H164V26H162V27H160L161 28V31H159L158 33L160 34V36L162 35H166V34H162L163 33V31H165L166 32V30L164 29L165 28V26H166V29L167 28H169V29H167L168 31H167V33H169V35L168 36H170V34H173V36L171 35L170 36V39H168L167 37H166V39L167 40H169L170 42H175L176 40H180L181 39V37L182 36H180V34H177V33H179L178 32V29L176 30V27L175 26H177L178 27V25H180V24H182V25H187V24H185L186 23V21H184L185 19H181V18H176L175 19V21H174ZM72 20V19H71ZM94 20H96V21H98V22H96V21H94ZM126 19H125V21H127ZM129 20H130V24H128L129 26H131V25H133V28H131L132 29V31L135 33L136 31L135 30H137V31H139V30H141L140 28L138 29V26H135L136 25V22L135 21H132V19H130L129 18ZM190 20H191V16H190ZM193 20V19H192ZM74 21H75V23H74ZM81 21V22H80ZM100 21H102L101 22V24L99 25V22ZM124 21V20H123ZM5 22V23H4ZM29 22H23V23H25L24 25H27ZM83 22V23H82ZM95 23V24H93V23ZM128 22V21H127ZM133 24H132V23ZM174 22H175V24L176 25H174ZM190 22V21H189ZM188 22V23H189ZM8 23V24H7ZM69 23H71V24H69ZM87 23V24H86ZM125 23V22H124ZM129 23V22H128ZM135 23V24H134ZM7 24V25H6ZM74 24H75V26H74ZM192 24H194V22L192 23ZM8 25H12V26H8ZM23 25V24H22ZM23 25V26H24ZM34 25V26H33ZM68 25V26H67ZM69 25H70V27H71V29H70V27H69ZM83 25V26H84ZM105 25H107V24H105ZM104 25V26H105ZM138 25V24H137ZM159 25V22H158V24H156L155 26H151L150 28H148V30L151 32V34H152V32L153 31H158L157 29V27L156 26H158ZM189 26L186 28V27H184L183 28V31H188L189 30V27H190V23L188 24ZM8 28H7V27ZM28 26V25H27ZM27 26H26V29L28 30V32L31 30L32 32H33V28L31 29V27L29 28H27ZM32 26L34 27V29H36V32H37V29L40 31V26H39V24L33 19V23H32ZM72 26H74V28L76 27V29H73V27ZM81 27V28H84V29H81L82 31L83 30H85L86 32H87V28L85 29V27ZM103 26V29H105L106 30V27H104ZM117 26H119V25H117ZM127 25H125V27L122 29V28H120V27H123L122 25L121 26H119V27H116V28H119L120 30L119 31H122L123 32V34H125L124 32H126V34H129V33H131L132 31H131V29H130V27L128 28V27H126ZM135 26V27H134ZM9 27H14L13 29H11V31L9 30ZM17 27V26H16ZM25 27V26H24ZM35 27H37V28H35ZM68 27H69V29H68ZM102 27V26H101ZM132 27V26H131ZM140 27V26H139ZM18 28H20L19 26H18ZM58 28V27H57ZM96 28H97V26H96ZM100 28V27H99ZM99 28H97V30H99ZM134 28H136L135 30H134ZM142 29H143V26L141 27ZM7 29V30H6ZM21 29H22V27H21ZM25 29V28H24ZM23 29V30H24ZM30 29V30H29ZM73 29V30H72ZM78 29H80V28H78ZM102 28H101V32H102V30H103ZM122 29V30H121ZM22 30V31H23ZM57 31H58V29H56ZM60 30H61V28H60ZM97 30H95L96 32H97ZM105 30H103V31H105ZM160 30V29H159ZM170 30H174L172 33L170 32ZM176 30V31H175ZM30 31V32H31ZM81 31V33H85V34H87L85 31H83L82 32ZM89 31V30H88ZM131 31V32H130ZM149 31H147V30H145V33H144V35L147 33H149ZM14 32V33H13ZM59 32V33H58ZM57 32V39L59 38V36L60 35H63L61 32L62 31H58ZM80 33V30H78L77 32H74V35H76V33L78 34V37L80 36V35H82L81 33ZM96 32H94V34L96 33ZM99 32V34L101 35V33H100V31H98ZM97 32V33H98ZM107 32V31H106ZM161 32V33H160ZM1 33H3L2 31H1ZM20 33V32H19ZM35 33V32H34ZM39 32H37V34H38ZM61 33V34H60ZM72 33V32H71ZM93 33V32H92ZM121 33V32H120ZM157 32H154L153 33V35L150 37V35H149V37L150 38H152L153 36H155V34H156ZM32 34V33H31ZM36 34V33H35ZM35 34H33V35H35ZM73 34V33H72ZM103 34V33H102ZM131 34H133V33H131ZM159 34L157 35L156 34V37L158 38V36H159ZM176 34V35H175ZM230 34H231V32H230ZM84 35V34H83ZM232 35V34H231ZM251 35V34H250ZM73 36V35H72ZM86 36V35H85ZM160 36H159V38L157 39V41H156V38H154L153 37V40L151 39V41H154L155 43H157L158 41V43H163L162 45H160V44H157V46L159 47V49H158V51L161 49L160 48V46L162 47L163 46V49H165V45H166V43H168L169 41H167V40H165V38H163L162 36V38H160ZM176 36H177V38H176ZM37 37V36H36ZM74 37H75V39H74ZM76 38V36H73V40L75 41L76 39H79V38ZM87 37V36H86ZM84 38V36H82L81 38H84L85 40H87V41H85L84 42V40L83 39H81L82 40V44L84 45H77L76 44V47H78L79 49L77 50L78 51V53L79 54H77L78 56H79V60L80 61H77V62H81V60L83 61V59L85 58L86 59V57L88 58V56H90L89 58H90V60L92 59V57L94 58V53H96V54H98V52H99V50L95 47H93V48H91L92 46H90V41H89V37H87V38ZM175 39L176 38V40H174L173 38ZM192 37L193 38H196V37H198V36H191V37H186V38H188L189 40V42H187V40H185V39H181V40H183L184 41V43L186 44V45H188L187 43H191L190 44V46L191 47H193V46H195V45H197V43L194 41V40H190V39H192ZM54 38V37H53ZM146 38H148V35L146 36ZM201 38V40H202V37H200ZM199 38V39H200ZM57 39H55V40H57ZM163 39L165 40V43L163 42ZM174 41H173V40ZM198 39V38H197ZM48 41V42H51V44L49 45V43L47 42V44L49 45V46H45L46 47V49H45V47H44V49H40V48H30L29 50H27V52L24 54L26 57L25 58H22V62H23V64H28V65H30L31 67H32V70H40V71H46V70H50V69H52L51 67H53V64L52 63H54V62H56V60H58V58H59V61L62 59L61 57H63V60H64V62H63V64H65V59H64V57L65 56H67V55H65V56H62V55H64V54H62L60 57L58 56L57 57V55H55V50H53V49H55V47H53L54 45H53V43L54 44H56V41ZM80 40V39H79ZM80 40V41H81ZM249 40H251V42H252V38H249ZM249 40H246L247 41V44H248V41ZM151 41H150V43H151ZM186 41V42H185ZM177 42V41H176ZM179 42V41H178ZM177 42V43H178ZM182 42V41H181ZM78 43H80V42H78ZM155 43L153 44V43H151L152 45H154V48L156 47L155 46ZM183 43V44H184ZM198 43H199V48H198V50L200 49V42H199V40H198ZM201 43H203V41H201ZM242 43V42H241ZM250 43V42H249ZM169 44V43H168ZM167 44V45H168ZM172 44V43H171ZM175 44V43H174ZM182 44V43H181ZM185 44H184V46H185ZM246 44V46H248ZM148 45H149V43H148ZM152 45H150V46H152ZM167 45H166V48H167ZM202 45V44H201ZM251 44H249V47H247V49H249L251 46H250ZM107 46V45H106ZM105 46V48H103V50H102V52L104 53L102 56L103 57H101L100 56V58H95L97 61H100V60H102V58L104 59V58H106L105 60H108V63H109V60L110 59H108L109 57L110 58H112L113 56H112V54H116V57H117V55L118 54H120V56H121V53H119L120 51H118V50H115V51H113L114 49V47L113 46H111V45H108V47H106ZM189 46V47H190ZM75 47V46H74ZM76 47H75V49H76ZM188 47V46H187ZM187 47H185V48H187ZM196 47V46H195ZM94 49V50H91V49ZM112 51H110L109 49ZM153 50H151L152 52L154 51V48H153V46L151 47ZM184 48V47H183ZM252 48H253V55L251 56L250 55V52H249V55H250V57L251 58H253V56L254 55H256V53L254 54V52H257V54L259 53V54H262V51H261V49L259 48V47H257V46H255L254 44H252V47H251V51H252ZM104 49L106 50V52L109 50L110 51V53H112V54H108V52L106 53V52H104ZM108 49V50H107ZM116 49V48H115ZM162 49V50H163ZM195 48H193L192 49V52L193 51H195L194 50ZM243 49V48H242ZM91 50V51H90ZM156 50V53H154V54H152V56L153 55H155V56H159V55H156L157 53H158V51H157V48L155 49ZM197 50V49H196ZM250 50V49H249ZM88 51H90V53L92 52V51H95L93 54H90ZM118 52V54H117V52ZM243 51H246L245 50V48L241 51V49H239L238 48V46H235V44H234V46L233 47H230V52L232 53V56H233V58H234V60H235V62H238L241 58H243V57H240V56H242V54H243V56H244V54H245V52H243ZM101 52V51H100ZM100 52H99V55H101L100 54ZM155 52V51H154ZM159 52H161V51H159ZM167 52H168V49H167ZM181 52V54L184 52H182V51H180ZM248 52L246 53V54H248ZM261 52V53H260ZM77 53V52H76ZM75 53V54H76ZM89 55H88V54ZM163 53H165L164 52V50H163ZM105 54H106V56H109V55H111V56H109V57H106L105 56ZM108 54V55H107ZM127 54H129V55H127ZM132 54V55H131ZM150 54V53H149ZM168 54V57H169V53H166V55ZM245 54V57L246 56H248V55H246ZM23 55V56H24ZM87 55V56H86ZM124 55V54H123ZM122 55V56H123ZM134 55V53H126L125 54V56H124V58H122L121 60L123 61V59H126L127 58V56H129L128 58H130V57H132V60H133V57L135 56H133ZM162 55V54H161ZM240 55V56H239ZM53 56H56V57H54L53 58ZM75 56V55H74ZM119 56V55H118ZM121 56V57H122ZM139 56V55H138ZM262 56H263V54H262ZM262 56L260 57V58H262ZM48 57H51L52 58V60H54V62H52V60H51V58H49L50 60H51V63H50V61L48 62ZM115 57V56H114ZM115 57V60L117 59ZM151 57V56H150ZM166 56H164V54H163V58H165ZM171 57V56H170ZM172 57H173V55H172ZM171 57V58H172ZM249 56H248V58H250ZM255 57V56H254ZM15 59H18L17 57H14ZM56 58V59H55ZM78 58V57H77ZM76 58V56H75V59H77ZM88 58V59H89ZM127 58V59H128ZM136 60H137V58L136 57H134ZM158 58V57H157ZM250 58V59H251ZM84 59V60H85ZM98 59H100V60H98ZM126 59V60H127ZM134 59V60H135ZM156 60V61H153L154 63L153 64H155V63H157V62H159L160 64L162 63V61H164L163 59H161V57L160 58H158V59H160V60H162L161 62L160 61H157V59L154 57V58H151V60ZM166 59V58H165ZM169 58H167L166 60H168ZM239 59V60H238ZM244 59H246V58H243L242 60H243V62L245 61ZM256 59V58H255ZM90 60H85L84 61V63L86 64V65H88L89 66V64H91V63H89L88 64V62H86V61H89V62H93L92 60L90 61ZM94 60V59H93ZM112 60H114L113 58H112ZM111 60V61H112ZM118 60H120V58L118 59ZM130 59H128L126 62H128ZM135 60V61H136ZM247 60V59H246ZM249 60V59H248ZM260 60V59H259ZM59 61H57L58 63H59ZM117 61V60H116ZM122 61H119L120 62V64L122 63L123 64V62ZM131 61V60H130ZM134 61V62H135ZM251 60H249V62H250ZM253 61H254V59H252V64H253ZM256 61V63L257 64H259V62H258V60H255ZM255 61H254V63H255ZM261 61V60H260ZM60 62H62V61H60ZM96 62V61H95ZM95 62L94 63H92L93 65H91L92 67H94V68H92L94 71H95V69H97L96 68V66H94V64H95ZM114 63H112V65H114L115 64V61H113ZM119 62L117 63V65L115 64V66H117L118 67V65H119ZM125 62V61H124ZM247 62V64H248V61H246ZM50 63V64H49ZM82 63V62H81ZM80 63V64H81ZM96 63H98V62H96ZM100 63V62H99ZM101 63H102V61H101ZM106 63V62H105ZM107 63V64H108ZM129 63V62H128ZM128 63H126V64H123V65H121V66H123V67H125L126 65H129ZM159 63H157L158 65H159ZM238 63H241V62H238ZM245 63V62H244ZM52 64V65H51ZM79 64V65H80ZM85 64L83 65L84 67H85ZM102 64H104V62L102 63ZM257 64H255L254 66L256 67H254V66H252V68H251V64H249V69L248 70H251L250 72H251V74L250 75H252V78L253 79H249V81L250 82H246V80L244 81V83H245V87H246V93H247V101H249V100H254V102L256 103V104H258V103H261L262 101H259V99H258V97L257 96H260V94L258 95V89H264V83L262 84V82H263V76L264 75H261L260 73L264 70V68H261V66L262 65H258V67L259 68H257ZM263 64V63H262ZM56 65H57V63H56ZM55 65V66H56ZM96 65H98V64H96ZM105 65L106 64H104V67H105ZM112 65H110V67L112 66ZM130 65H132V66H134L135 67V64L133 65V61H132V63L130 62ZM129 65V66H130ZM157 65V66H158ZM48 66H50V67H48ZM57 66H60V64L59 65H57ZM82 66V65H81ZM82 66V67H83ZM87 66V67H88ZM148 66H153V67H155V65H148ZM156 66V67H157ZM160 66V65H159ZM63 67V66H62ZM82 67H80V69H83ZM87 67H85V69H87ZM90 67V66H89ZM98 67V69L97 70H101V69H103V68H101V69H99L100 67L99 66H97ZM102 67H103V65H102ZM109 67V68H110ZM113 67V66H112ZM131 67V66H130ZM137 67V66H136ZM153 67H151V70H152V68ZM155 67V68H156ZM253 67H254V69H253ZM263 67V66H262ZM17 68H19V67H17ZM16 68V69H17ZM58 68H61V66L60 67H58ZM132 68V67H131ZM251 68V69H250ZM15 69V70H16ZM55 69V67L53 68V70ZM85 69H83L82 71H84ZM107 69V68H106ZM113 70H114V67L112 68ZM120 69H121V67H120ZM123 69V68H122ZM121 69V70H122ZM126 69H127V67H126ZM130 69V68H129ZM14 70V71H15ZM38 70V71H39ZM91 70V69H90ZM92 70V71H93ZM97 70H96V72L95 73H97ZM104 70V69H103ZM108 70H110V69H108ZM108 70L107 71H105L104 70V72H103V76L100 74V71H99V73H97V75L98 74H100V79L102 78V79H104L105 77H104V74H105V76H106V73L108 72ZM112 70V71H113ZM115 70L117 71L118 70V68H116L115 67ZM114 70V71H115ZM134 70V72L132 73V72H130L129 70V75L130 76H133L134 74L136 75V77H137V72H135L136 70H135V68H132L131 69V71H133ZM138 70V69H137ZM156 70H158V69H156ZM254 70V71H253ZM39 71V72H40ZM52 71V70H51ZM87 73H88V71H89V69L88 70H85ZM94 71H93V73H94ZM111 72V71H109V73H111V75L113 76V80H114V76L115 75H113L114 73L115 74H117L116 75V77L119 75V76H121L122 75V77L123 76H126V74H122V71H120L119 70V72ZM127 70H125V72H126ZM128 71H127V73H128ZM259 71V72H258ZM20 72V70H16L15 71V74H17V73H19ZM31 72H35V71H30L29 73H28V75L27 76H25V77H17L16 79H17V81L18 82H20L19 84L20 85H22V84H24L25 82H27L26 80H30L31 79ZM124 72V71H123ZM155 72L154 71V68H153V71H151V74H153V73ZM157 72V71H156ZM155 72V73H156ZM245 72H247V70L245 71ZM36 73H37V71H36ZM91 74H93L92 72H90ZM90 73H88V74H90ZM108 73V74H109ZM120 73H121V75H120ZM131 73V74H130ZM133 74V75H132ZM139 74V73H138ZM29 75H31V76H29ZM110 75V74H109ZM109 75H107L108 76V80H109V78H110V76ZM154 76H155V74H153ZM247 75V74H246ZM248 75H249V73H248ZM247 75V76H248ZM87 76H89V75H87ZM111 76V77H112ZM118 76V77H119ZM127 76H128V74H127ZM158 76V75H157ZM157 76H155V77H157ZM246 76V77H247ZM30 77V78H29ZM94 77V75H92V78ZM95 77H96V74H95ZM98 78H99V75L97 76ZM96 77V80L98 81V78ZM117 77V78H118ZM138 77H139V75H138ZM137 77V78H138ZM29 78V79H28ZM92 78H89V80L87 79V81L88 82H90V80H91V82H92ZM121 77H119V80H118V83H119V81L121 80L120 79ZM126 78V77H125ZM130 79H131V77H129ZM128 78V79H129ZM245 78V77H244ZM107 79V78H106ZM110 79H112V78H110ZM129 79V80H130ZM136 79V78H135ZM158 79V78H157ZM190 80H192V78H189ZM93 80H95V79H93ZM105 80V79H104ZM104 80H100V81H103V82H105ZM124 80V79H123ZM159 80V79H158ZM189 80V81H190ZM261 80H262V82H261ZM115 81V80H114ZM114 81L113 82H111L110 80L107 82V84L110 82L111 83V85H109V87H113V84L112 83H114ZM116 81H117V79H116ZM115 81V82H116ZM127 81V79L125 80V82ZM183 82L185 81V80H182ZM248 81V80H247ZM255 84V86L254 85H252L253 83ZM103 82H100V84H99V86L101 87H103V88H105L106 86H103V85H105V83L102 85V83ZM152 82V81H151ZM57 84H58V82H56ZM95 83V82H94ZM97 83H99V82H97ZM96 83V84H97ZM117 83V82H116ZM150 83V82H149ZM153 83V82H152ZM150 83L151 85H150V87L152 86V85H154L155 83ZM190 83V82H189ZM251 83V85H249ZM17 84V83H16ZM26 84V83H25ZM54 84V85H53ZM83 85H84V83H82ZM89 84V83H88ZM126 84V83H125ZM124 84V86H122L121 84H120V87L119 88H121V89H118V87H117V90L118 91H120L121 93H122V91L121 90H126V89H123V88H125V86H127V85H125ZM50 85H51V87L49 86L48 88L50 89V90H53V89H56V87H55V83L54 82H51L50 83ZM98 85V84H97ZM146 85H148V84H146ZM53 86V87H52ZM139 86L140 87H142V86H144V85H142V84H140L139 83ZM173 86V85H172ZM171 86V83L169 84H167V87H168V90H167V87H166V91H167V93L168 94H170L169 96L171 97H173V99L176 97L175 95L178 93L177 92V90L176 89H174L175 87H172ZM252 86V87H251ZM263 86V87H262ZM170 87H172V88H170ZM255 87V88H254ZM47 88V89H48ZM51 88H53V89H51ZM147 88H149V86H147L146 87V89ZM155 88H157V87H155ZM169 88L171 89V90H169ZM258 88V89H257ZM88 89V88H87ZM106 89L108 90V87H106L105 89H103V91L105 90L106 91ZM111 88H109V90H110ZM142 89V88H141ZM249 89H251V90H249ZM260 89V90H261ZM70 90H72L71 88L69 89V90H67V91H69L70 92ZM81 90V89H80ZM89 90V89H88ZM88 90H86L85 89V92L86 91H88ZM112 90V89H111ZM111 90H110V92H111ZM138 90V91H137ZM136 91L138 92V94L136 95V92H135V94L133 95L134 97L133 98H136V101L131 97L130 99V103H132V100H134V103L136 104V107H137V104H138V108L143 112V113H145V112H147L148 111V109L150 108H152L153 107V113H150L151 112V110H149V113H150V115H149V113L147 114V113H145V116L147 117L148 115V117L149 118H147L148 119V121L151 119V121L152 122H154V123H158V122H161V121H164V119H162L163 117L162 116H160V115H164V114H162L158 109L159 108H156L158 111V114H159V112L161 113V114H159V118H158V116H157V113L156 112H154L155 110H154V107L156 106V105H152V104H144V103H147V102H145V101H143L144 99V97H145V95H144V97L142 98L141 96H143V94H141V92H139L140 90H139V88L137 89ZM150 90H152L151 91V94H148V93H150V91L148 90V92L146 91L145 93H146V97H148V95H149V97L151 98V100L154 98L155 99V97H156V95H157V92H153V90L155 91V90H157V89H154L153 88V86H152V88H150ZM176 90V91H175ZM257 90V91H256ZM48 91V90H47ZM66 91V92H67ZM72 91H74V90H72ZM79 91V90H78ZM102 91V90H101ZM104 91V92H105ZM113 91V90H112ZM165 91V92H166ZM172 91V92H171ZM175 92V94H173L174 92ZM262 91V90H261ZM54 92V91H53ZM110 92L108 93L107 91H106V93L108 94H106V93H104V95L101 97L102 99H104L103 97L105 96V94L107 95V97L108 96H110L111 95V97H112V94H113V92H114V95H116V93L117 92H115V91H113L112 92V94H110ZM120 92H118V93H120ZM153 92V93H152ZM170 92V93H169ZM177 92V93H176ZM248 92H249V94H248ZM255 92V93H254ZM257 92V93H256ZM264 92V91H263ZM79 93H80V91H79ZM118 93H117V95H118ZM120 93V94H121ZM140 93V94H139ZM156 93V94H155ZM49 94H51V92H49ZM53 94V93H52ZM51 94V95H52ZM66 94H68V93H66ZM72 94V93H71ZM110 94V95H109ZM155 96H154V95ZM172 94V95H171ZM221 94L223 95L224 94V92H222L221 91ZM255 94V95H254ZM44 95V92H43V94H42V96ZM55 95V94H54ZM53 95V96H54ZM68 95H70V94H68ZM73 95V94H72ZM78 95H80V94H78ZM78 95H77V97H78ZM135 95H136V97H135ZM222 95H221V97H222ZM253 95V96H252ZM263 95V97H264V94H262ZM41 96V95H40ZM71 96V95H70ZM80 96H83V95H80ZM84 96H87L86 94L84 95ZM120 96V95H119ZM151 96H154L153 98L151 97ZM223 96H225L226 97V95H223ZM149 97H148V99H149ZM227 97H230L229 95L227 96ZM53 98V97H52ZM80 98V97H79ZM79 98H77L76 100H78ZM82 98H85V97H82ZM143 100H142V99ZM191 98V97H190ZM223 98V97H222ZM50 99H51V97H50ZM99 99H100V97H99ZM111 99H113V98H111ZM111 99H105V101H107V100H110L111 101ZM153 99V100H154ZM187 98H185V100H184V102H188L187 104L189 105V104H191V102H194V99H192V100H189V97H188V100L189 101H187L186 100ZM224 99V98H223ZM81 100V99H80ZM98 100V99H97ZM115 101H117V99H114ZM145 100L147 101V98H145ZM99 101V100H98ZM103 101V100H102ZM175 101H177V100H175ZM79 102V101H78ZM78 102L76 101V104H75V106H74V108H75V110L73 109V107H72V109L75 111V114H77V111H78V108H77V106H81L82 104H81V102L78 104ZM101 102V100L99 101V105H102V104H104L105 105V103H100ZM104 102V101H103ZM190 102V103H189ZM225 102H226V100H225ZM250 102V104H251V101H249ZM73 103H74V101H73ZM108 103V102H107ZM116 103V102H115ZM114 103V104H115ZM134 103H132V104H128L129 105V107H131L130 105H132V108H134L133 106H135V105H133ZM236 103H237V101H236ZM235 102H233V103H231L229 100H228V103L226 102V103H224V104H222V105H220V108L222 109V110H225L224 109V107H222V106H224V105H230V104H232V106H236L237 104H236ZM248 103V102H247ZM263 103L264 102H262V105H263ZM109 104H110V102H109ZM114 104H111L112 106L114 105ZM186 104V105H187ZM249 104V103H248ZM249 104V105H250ZM84 105V104H83ZM81 106L82 108H80L79 109V113H81L82 112V110L83 109H85V108H83V107H86V105H84V106ZM152 105V107H150ZM186 105H185V103H184V105H179V107H186ZM192 105V104H191ZM193 105H194V103H193ZM200 104H198L197 106H199ZM248 105V106H249ZM37 107H40L41 106V103H37V105H36ZM103 106V105H102ZM102 106H99V107H101L102 108ZM106 106H108V105H106ZM105 106V107H106ZM115 106V105H114ZM146 106H148V107H146ZM231 106V105H230ZM232 106H231V108H232ZM260 106V105H259ZM259 106H256L257 108L259 107ZM110 108H112L111 106H109ZM108 107V109H110ZM145 107V108H144ZM232 108V110L234 109L235 110V108ZM250 107V106H249ZM252 107V106H251ZM263 107H264V105H263ZM131 108V109H132ZM182 108V109H183ZM196 108V107H195ZM197 108H199V107H197ZM196 108V109H197ZM226 108V107H225ZM229 107H227V109H228ZM91 108H87L86 107V109L85 110H83V112L85 111V113H81V117L82 118H80V116H78V114H77V116L76 117H78V118H80V119H78V120H80L81 122H84L85 124H87L88 122L90 123V121H91V124H88L89 126H85V127H93L94 128V126H93V121H94V119L93 118H95L96 117V115L95 114H93L94 112L92 111V110H90ZM112 109H114V108H112ZM107 110V112H108V114H109V112H110V115H108V116H106L105 118H107L108 119V121L109 120H112L113 121V119H114V117H115V122H117V120H120L121 119V117L119 116V115H126V114H119L118 116H117V114H118V111L116 110V111H113V110ZM117 109V108H116ZM129 109V108H128ZM135 109V108H134ZM137 109V108H136ZM144 109H146V111L144 110ZM226 109V110H227ZM250 109V108H249ZM253 109H256L255 107L254 108H252V110ZM261 109H264V108H260V110ZM63 110V109H62ZM71 110V109H70ZM94 110H97L96 108L94 109ZM144 110V111H143ZM177 110H179V109H177ZM193 110H195V109H193ZM197 110H199V109H197ZM225 110V112L227 113V111ZM229 110V109H228ZM251 110V109H250ZM249 110V112H251ZM81 111V112H80ZM89 112V111H91V112H93L92 114H91V112L90 113H87V112ZM131 112H132V110H130ZM258 111V110H257ZM263 111V110H262ZM64 112L66 113V111H61V113H63L64 114ZM106 112V111H105ZM107 112H106V114H107ZM116 112V113H115ZM131 112L129 113V114H131ZM181 112H184L183 114L182 113H180V114H182L184 117H187V116H185L186 114H185V111H181ZM229 112V111H228ZM252 112H256V111H252ZM10 113H11V117L15 120V123H16V125H18V124H20V123H22V122H24V121H26L27 120V118H31V120H34V121H37L39 118H38V116L37 115H35V114H31L30 115V112H29V110L28 109H25V110H21V109H17V108H15L14 110H12V111H10ZM46 113H47V119H48V121H49V123H47V124H49V125H51L54 121V119H55V115L53 116L52 115V112H49L48 110H46ZM67 113H69V112H67ZM156 113V114H155ZM230 114H231V111L229 112ZM228 113V114H229ZM232 113H233V111H232ZM257 113V112H256ZM89 114V115H88ZM106 114H103V116H105ZM114 114H116V115H114ZM152 114L154 115V116H152ZM185 114V115H184ZM229 114V115H230ZM259 114V113H258ZM95 115V117H93ZM132 116H133V120H134V114H131ZM181 115V116H182ZM253 115H255V114H253ZM92 116V117H91ZM111 116L113 117V118H111ZM178 115H174V120L176 119V117H177ZM180 116V115H179ZM178 116V117H179ZM182 116V117H183ZM189 116V115H188ZM221 116H223V114L221 115ZM219 117V119L222 121V119H226V118H223V117ZM225 116V115H224ZM228 115H226L225 117H227ZM233 116V114H231V116L230 117H232ZM252 116V115H251ZM90 117V118H89ZM116 117H120V119H117L116 120ZM126 117H128V115L126 116ZM156 117V118H155ZM177 117V118H178ZM230 117H227V118H230ZM255 117H257L256 115L254 116V118ZM125 118V117H124ZM131 118V116L129 115V119ZM189 118H191V117H188V119L187 120H189ZM251 118V121H250V119H249V121H250V123H252V119H253V116L252 117H250ZM77 119V118H76ZM75 119V120H76ZM122 119H123V117H122ZM131 119V120H132ZM155 119V120H154ZM182 119H184V118H182ZM99 120L101 121V119L99 118ZM99 120H97L96 119V121H95V124H96V126H99V128L101 127L100 125H101V122H100V124L99 123H97ZM131 120H126V121H128V123L131 125H129V128L128 129H125V131L124 132H122V134L124 135V136H122V138H124V139H126V140H129L130 141V137H132L133 135H132V133L134 132V133H137V134H135L137 137H139V139H140V141L139 142H145L146 144H144L143 145V143H142V150H140L141 151V156H144L145 154H150V153H152V154H150V156L151 157H149V156H147V155H145L144 156V158L146 159V158H148V160H146V162L145 163H147V162H150V163H153V161L154 162H156L157 164H158V166H155L156 167V169H155V171H154V173L153 172H151L150 170L152 169H150L149 168V166H146L147 164H149V163H147V164H145L144 163V161H145V159L143 158V157H141L140 158V155L138 154V153H140V152H138L137 154H138V158H140L139 160H138V158L136 157L137 156V154L135 155V157H136V160H137V162H139L140 163V170L142 169H146V170H148L149 169V171H150V173H152V175H149L148 174V177H144V175L145 174H147V173H145V172H147L146 170H145V172L144 171H142V173H141V175L143 174V178L142 177H140V176H137V178H141V180L142 179H144V181L146 182V180H145V178H149V180H147V184H148V182L149 181H151L152 180V178H154V177H156V179H154V180H156L155 182L153 181V182H150L149 184H148V186H149V188H151V189H147V191H148V193L147 192H142L141 194H140V197H143V200H142V202L145 200V202H143V206H142V211H139L138 212V218H139V220L137 219V221H135V223L134 222H132V223H134V224H132V228L130 229V230H128V232L130 233V236L131 235H133L134 237L132 238V237H130V239L132 238V239H137L136 238V236H138V234H139V241L141 240L142 241V239L143 238H146L147 236V239H143V241H145V242H147L146 244H147V246H150L151 247V249L153 250V249H156V250H153L154 251V253H156L157 252V250H160V248H161V250H163L162 251V253L164 252V254H166V260H165V262H164V257H163V259H161V260H163L162 262L163 263H168V264H177L179 261V259H180V262H179V264H189L190 263V260H191V256L192 257H195V256H197L198 258H197V262H196V258L195 259H192V260H194V262L195 263H197V264H209V262L213 259V262H216V260H218V257H220V260L222 259L223 261L225 260V258H226V262H224V264H264V258L260 255L261 253H257V252H259V250H260V247L258 246V245H256V247H259V250H257L256 251V247L255 246H253L254 244H253V242L251 241L252 239L255 241V240H257L258 239V237L256 238V237H254V236H258V235H260V234H258V235H253V234H251L250 233V231H254V232H259L260 230H262L263 229V227L262 226H258V225H263L264 224V219L262 220V222L261 223H263V224H260V222H259V224L256 222V229L259 227H261V229H257V231H256V229L255 228H253V230H250V229H252V228H250V226L252 227V221H256V220H252L251 221V217L252 216H250V220H249V218L247 219L246 218V216L247 215H245V217H242V215H241V217L242 218H244V220H246V221H248L249 220V222L251 223H249V225H246V224H248V223H246L245 224V222L246 221H244L243 223V225H242V222L241 221H243V219L241 218V220L240 219H237L238 217H236V219L238 220V223L236 224V223H234V221H237V220H235L234 218H235V216H233V215H236V214H234V212L236 211H233V209L231 208V207H234L233 206V204H237V206H239V205H241L240 203L242 202L243 203V201H242V199L246 196L245 195V193L243 194V192H241V194L242 195H240V189H246V185L247 184H245V186L243 187V188H241V187H239V183L238 184H236L235 183V187H239V189H236V188H233V186L232 185H234V184H229V185H231L230 187L231 188H225L224 186H227L228 184H227V182L229 181V180H227V182L225 181V179L227 178V179H229L228 177H229V174H232L233 172H235L234 171V169H233V166H235V164H234V162H233V164H231V165H233L232 166V170H233V172H232V170H231V172L232 173H230L229 171H230V169L231 168H229L228 169V167H226L227 168V170H228V176L226 177V178H224V180H222L223 178L222 177H219L218 176V173H220L221 175L223 174L224 176L226 175V173L225 172H227V170H225L224 171V165L223 164H225V163H227L228 161H226V159H227V155L225 156V154H229L228 152H229V150H228V148L230 147H226L227 148V152L224 154L223 153V155L226 157V159H225V161L226 162H224L223 163V159H222V157L220 156V155H218V156H215V155H213V156H215L216 158H218L220 161H222L221 162V164H222V166L220 167L221 169H219V167L217 166V161L215 162L214 160L215 159H211L210 157H208V155L210 156V155H212V154H208V152H210L209 150L211 149V151L214 153V151L215 152H217L216 150H212V148H213V146L215 145L214 143V145L212 146V144H210V143H208V140H204V136H203V140H202V137H201V140L202 141H204V142H206L207 141V143H208V148L206 147L207 146V144H206V146L204 145V147H206L205 149L207 150V157H205L204 156V159L206 158L207 159V161H209L207 164H209L210 163V161L212 160V161H214L213 162V165L214 166H217L215 169H216V171H217V174H215L216 175V179H217V176L219 177V179H221V180H216V183H213V184H217L218 183V181H220L221 182V185L219 186V184H218V187L219 188H217L216 186L217 185H215V188H212V189H217V190H212L211 189V191L209 190L210 188H208L207 187V180H206V175L208 174V171H209V173H210V167H211V165H212V163H211V165H208V167L210 168H208L209 170L207 171V169H206V167L204 166V164H203V166L204 167H202V168H200V170L199 169H196V170H194V168H193V163H190V165H189V162H190V158L189 159H186L185 160V158H186V156H190L189 154H190V152L191 151H188V155L186 154V155H183L184 153L181 151V149H177V148H179L177 145H179L180 146V144H177V141H178V138L180 139V137H182L181 135H183L184 137H185V139L187 138V144H190V145H192V147L191 148H193V149H191L190 147H189V145L187 146V147H189L191 150H194V147H196V149L198 148V145H197V142H195L196 143V145L197 146H195V145H193L194 144V141L195 140H192V139H190V138H192V136H193V134H192V136H190L189 137V135L191 134V132H192V130H191V132L189 133V131H188V133H189V135H188V133H186L187 135L185 136L184 134L185 133H183V134H181V133H175L176 134V136H177V134H180L179 136L180 137H178L177 138V140H175V137H174V134L172 135V133L174 132H172V128L173 127H171V129H170V133H169V130H167L168 128H167V126L165 127L166 128V130H164V132L162 131V128H161V130L160 131H162L164 134H161L162 136H159L160 135V133H162V132H160V131H155L156 132V137H155V135L151 132V131H149V130H147L144 126V124L142 123V125H139V129L137 128V126L138 125H134L135 123H136V121H134V124H131L132 123V121ZM177 120V119H176ZM187 120L185 119V124L187 123ZM215 120V119H214ZM229 120V119H228ZM228 120L226 119V121L228 122ZM10 121V120H9ZM108 121H106V122H108ZM111 121V122H112ZM130 121H131V123H130ZM182 121H184V120H182ZM182 121H181V117H180V119L177 121L178 123H182ZM213 121V120H212ZM253 121H255L254 119H253ZM76 122L77 123H79V121H77L76 120ZM79 123L78 125H82V123ZM115 122H112V123H115ZM144 122H147L146 120L144 121ZM150 122V121H149ZM198 122V123H197ZM197 124H202V126H200L199 128H201V132H203V133H205L204 131H205V128H204V131H202V127H203V121H202V118H201V120H197ZM218 122V121H217ZM222 122H225V120H223ZM5 123V122H4ZM2 124V127L3 128H5L7 131H9V132H12L13 131V126L12 125H14L13 123H5V124ZM180 123V124H181ZM219 123H220V121H219ZM226 123V122H225ZM229 123V122H228ZM110 125V121H109V123H107L106 125ZM136 124H138V123H136ZM188 124V123H187ZM223 125V123H220L219 125ZM49 125H47V126H49ZM91 125V126H90ZM104 126H105V124H103ZM132 125H133V128L134 127H136L132 132H130V127H131V129H133L132 128ZM95 126V129L97 128ZM104 126H103V128H104ZM141 126V127H140ZM189 126V124L187 125V127ZM85 127H83L84 129H85ZM91 127V128H92ZM180 127V126H179ZM191 127V126H190ZM190 127H188V128H190ZM198 127V126H197ZM197 127H192V128H194V130L195 129H197ZM263 127H264V125H263ZM91 128H89V129H91ZM140 128H142V129H140ZM175 128V127H174ZM82 130V131H78V136L79 137H81L82 139H84V138H88V136L86 137L85 136V130ZM87 129V128H86ZM95 129H93L92 131L94 132V134H95V131L96 132H98L97 130H95ZM137 129V130H136ZM191 129V128H190ZM95 130V131H94ZM129 130V131H128ZM207 130V129H206ZM92 131H88V129H87V134L86 135H88V133L89 132H92ZM100 131V130H99ZM127 131V132H126ZM149 131V132H148ZM179 131V130H178ZM196 131V130H195ZM252 131V130H251ZM250 131V132H251ZM262 132H264V129L263 130H261ZM82 132V133H81ZM93 132H92V134H93ZM159 132V133H158ZM175 132H176V130H175ZM184 132V131H183ZM224 132V131H223ZM261 132V133H262ZM168 133V134H167ZM194 133V132H193ZM200 133V131L198 130V132H196V134H197V141H198V139H199V141H198V143L199 142H201V140H200V137L199 136H201V134H203V133H201V134H199ZM229 133H231V132H229ZM243 134H244V132H242ZM261 133H259L260 135H261ZM79 134H82L83 135V137L81 136V135H79ZM89 135V136H94V135ZM97 134V133H96ZM96 134H95V136L94 137H89L90 139H94L91 143H87L85 140H82V139H79V137L77 136V137H75V138H66V137H64V136H62V131H59L58 132V135H57V138L58 139H56V141L54 140V139H51L52 141L54 140L55 141V143H53V144H51L50 143V147L52 148L51 150H49V145L47 146V144L45 145H41L42 147H47L48 148V153H50L49 155H48V157H54L55 158V165L59 168H55V170H54V167H53V172H52V167H51V169H50V171H49V173H47L46 172V174L45 175H47L48 176V179L49 180H51L52 182H56L57 180V185H60L61 183H63V184H61L60 186L63 188V191H67V193H68V190L69 189H71V190H74L75 191V194L76 193H79L78 194V196H79V200H80V198H81V196L83 197V194L84 195H86L85 197H83V198H81L82 200L85 198V200H86V202L87 201H90V200H92V198L91 197H93V195H92V192H94V190H95V188H96V183L100 180V179H102V178H100V179H97L98 177H100V175H102L101 177H103L104 175L102 174V173H104L105 174V176L107 175V174H109V173H105V172H108V171H110V168H104V167H106L105 166V163H104V166H101V164H100V162L98 161V163H97V165H95L96 164V159L98 160L99 159V157H100V160H102V157L103 156H100V154H101V152L102 151H104V150H101L100 149V145L99 144H101V142L96 146V144H97V142H99V141H97L96 142ZM195 133H194V135H196ZM209 133H207V134H204L205 136H207V137H205V138H208V136L210 135V137L209 138H212L213 139V137L212 136H214L213 135V133H211L212 134V136H211V134H209ZM215 134H217V137H218V139L220 140V143L222 142V144H226V142H228L229 140H233V139H229L227 136V138L229 139L228 141H226V139H224L223 140V138L222 139H220L221 138V136H222V130H221V133H220V130H218V132L217 133H215ZM224 134V133H223ZM236 135L235 134V132H232V135ZM238 134V133H237ZM246 134V133H245ZM249 133H247V135H248ZM252 134V137L254 138V136L253 135H256V134H254V133H251ZM258 134V132H257V135H259ZM2 135V133H0V138L2 137L1 136ZM121 135V134H120ZM165 135V136H164ZM221 135V136H220ZM226 135V134H225ZM227 135H228V132H227ZM233 135V136H234ZM246 135V136H247ZM256 135V136H257ZM262 135H264V134H262ZM129 138H128V137ZM154 138H152V137ZM158 136V137H157ZM188 136V137H187ZM230 136V135H229ZM232 136V137H233ZM237 137V139H236V141L238 142H236L235 140V145H237V144H239V145H241V146H243L244 145V142H243V144H240V143H242V142H240V141H238V140H243V138L241 139V138H239L238 139V137H240L239 136V134L238 135H236ZM54 137V136H53ZM120 137V136H119ZM164 138V139H162V138ZM170 137V138H169ZM217 137H215V139L217 138ZM223 137H224V135H223ZM231 137V138H232ZM248 137V136H247ZM246 137V138H247ZM261 137V136H260ZM263 137V136H262ZM52 138V137H51ZM88 138V139H89ZM147 138H149V139H147ZM157 138V142L155 141V139ZM234 138V137H233ZM245 136H244V141H245ZM253 138H252V140H250L251 142L250 143H252V141H256L257 143H258V139H260L261 140V138H255L256 140H253ZM98 139V138H97ZM161 139V140H160ZM182 140H183V138H181ZM180 139V140H181ZM189 139V140H188ZM212 139H209L210 141L209 142H213V141H216V140H212ZM263 139V138H262ZM146 140V141H145ZM149 140V141H148ZM155 142H154V141ZM164 140H168V141H170V142H166V146L167 145H169V143L171 144V142H173L174 143V141H175V145L177 146V148L176 147H172V148H174L173 150H174V152H175V149H177V150H180L179 151V153L180 152H182L183 154H182V156L181 155H179V156H181L180 158H182V161L184 162L183 164H185V165H183V166H185L187 169V171H185V169H184V172L183 173H181L182 172V169H183V166L180 164V163H182V162H180L181 161V159L179 158H177V160H179V162L178 161H176V158L175 159H173L172 161H171V163L168 165V164H164L163 165V163H167V161H165L166 160V158L167 157H169V156H167V155H165V156H163L164 154H168V153H165L164 151H162V153H164V154H162V156H163V158H165L164 159V161H163V158L161 157V156H158V153L161 155V152L159 151L160 149V147L164 150V142H163V145H162V141H164ZM179 140V141H180ZM191 140V141H190ZM218 140V141H219ZM249 140V139H248ZM264 140V139H263ZM128 141V142H129ZM178 141V143H180ZM184 141V140H183ZM218 141H216L215 143H216V149L218 150L220 147L222 148V144H221V146H219V148H218V146H217V142ZM231 141H229V145H230V142ZM262 141V140H261ZM51 142V141H50ZM148 142V143H147ZM185 143H186V141H184ZM233 142V141H232ZM260 142V141H259ZM49 143V142H48ZM152 143V147L150 146V144ZM168 143V144H167ZM183 143V142H182ZM182 143H181V145H182ZM185 143H183V145L182 146H186V144ZM219 142H218V145L220 144ZM248 143V142H247ZM247 143H246V146H244V147H246V149H248L247 147H249L251 144L250 143H248V144H250L249 146H247ZM255 143V142H254ZM257 143H255L253 146L256 148V146H257ZM128 144H130V142L128 143ZM149 144V146L147 147V145ZM185 144V145H184ZM202 144V143H201ZM201 144L199 145V146H201ZM209 144H210V147H209ZM228 144V143H227ZM226 144V145H227ZM121 146H119L118 148H122V143L120 144ZM171 145H173V144H171ZM174 145V146H175ZM239 145L238 146H235V147H239ZM258 145H262V148H263V145H264V143H262V142H260V143H258ZM6 146V145H5ZM130 146V145H129ZM154 146V147H153ZM156 146H157V148H158V150H155V149H157L156 148ZM160 146V147H159ZM163 146V147H162ZM170 146V145H169ZM97 147V148H96ZM102 147V146H101ZM126 147H128V146H126L125 145V147H123V148H126ZM146 147V148H145ZM203 147V146H202ZM212 147V148H211ZM225 147H223V148H225ZM234 146H233V148H235ZM148 148H149V150H148ZM199 148H201V147H199ZM222 148V149H223ZM232 147L230 148V149H233ZM240 148V147H239ZM238 148V149H239ZM258 148V147H257ZM42 149V148H41ZM40 149V150H41ZM145 149H146V151H145ZM151 149H153L152 151H151ZM161 149V150H162ZM166 149L168 150V147H166ZM165 149V150H166ZM171 149V148H170ZM169 149V150H170ZM203 149V151H204V148H202ZM240 149H242L243 151H244V153L247 151L248 152V150H246L245 148L243 149V148H240ZM261 149V148H260ZM30 150V152H28V154H30L31 155V157H30V159L32 158V154H33V156L36 154L37 156H36V159H37V161L39 162V161H42V153H39V154H37L36 153V150H35V148H32V149H29ZM28 150V151H29ZM44 150V149H43ZM54 150V151H53ZM56 150V151H55ZM59 150V151H58ZM63 150V151H62ZM120 150V149H119ZM122 150V149H121ZM155 150V151H154ZM166 150V151H167ZM168 150V151H169ZM183 151L184 150H186L185 148L184 149H182ZM189 150V149H188ZM198 150H200V149H198ZM236 150V149H235ZM246 150V151H245ZM258 150V149H257ZM264 150V149H263ZM59 153H58V152ZM99 151H101V152H99ZM123 151V150H122ZM124 151H125V149H124ZM123 151V152H124ZM148 151H151V152H148ZM153 151L154 152H156L157 153V151H159L157 154H155V153H153ZM172 151V150H171ZM187 151V150H186ZM197 151V150H196ZM196 151H193V152H196ZM231 151V150H230ZM240 151V150H239ZM18 152H19V150H18V148H16V147H3V148H1V145H0V172H2V171H4L3 172V175H4V173H5V175L6 176H3L2 174V176L4 177H2V176H0V201H2V202H0L1 204H0V264H6V262H4V260H2V258H1V256L4 254V253H8L10 250H11V248H12V246H13V242H12V239H18L19 238V240L21 239V241H22V246H21V248H19V249H17V251H16V255H15V257H17L18 258V260H16L15 262H11V263H9V264H73V263H75L74 262V260H77V259H74V257H76L77 256V254H76V252L74 251V249H71V248H68V247H70V246H68V247H66L65 245L62 247V248H65V249H63V250H55L54 248L53 249H51V247L50 246H52V247H54L53 246V243L51 242V238H52V236L53 235H55L56 233H57V231H58V228L57 227H59L57 224V222H56V225L54 224L55 222V220L57 219V217L56 218H52V219H55V220H53V221H51L52 219L51 218H49V220L47 221V218L52 214H50V212H54V211H56V209L54 210V207H55V204H56V200L57 199H53L52 198V200L51 199H49L48 201L47 200H43V202L44 201H46V203L45 204H43V205H41L40 204V202H39V199H40V197H39V195L37 196V197H39L38 199H37V203L35 204L33 201H35V198L33 197L35 194L34 193H36V195H37V192H39V191H34L33 189H31L27 184H24L25 182H26V179H25V177H28V175L27 176H25L24 175V173H23V171H24V168H23V171L21 172V170H19L18 171V168L17 167H21V163H20V166H19V164H18V162H19V160L20 159H18L17 158V156H18ZM60 152L62 153V155L60 154ZM99 152V155L97 154L96 155V153H98ZM122 152V153H123ZM148 152V153H147ZM174 152L172 151L171 153H173V155H171V156H174ZM177 152V151H176ZM175 152V153H176ZM185 152V151H184ZM193 152H191V153H193ZM212 152H210V153H212ZM221 152V151H220ZM222 152H224V150H222ZM234 152V149L232 150V153ZM236 152V151H235ZM234 152V153H235ZM246 152V153H247ZM27 153V152H26ZM64 153V154H63ZM199 153H201V154H204V153H202V152H199ZM232 153H231V155H232ZM245 153V154H246ZM256 153V152H255ZM259 153V152H258ZM263 153V152H262ZM23 154V153H22ZM28 154H25L24 153V155H25V158H26V155H28ZM121 154V153H120ZM123 154H126V152L125 153H123ZM122 154V155H123ZM144 154V155H143ZM157 155L158 157H160V159H161V161L160 160H158L157 158V156L155 157L154 155ZM177 154H178V152H177ZM220 154V153H219ZM222 154V153H221ZM240 154H242V152L240 153ZM260 154V153H259ZM258 154V155H259ZM21 155V154H20ZM23 155V156H24ZM40 155V156H39ZM45 155V154H44ZM60 155V156H59ZM197 155V154H196ZM217 155V154H216ZM230 155V156H231ZM237 155V154H236ZM239 155V154H238ZM248 155V154H247ZM246 155V156H247ZM255 155H257V154H255ZM96 156H97V158H96ZM99 156V157H98ZM121 156V155H120ZM126 155H124V157H125ZM191 156H195V155H192L191 154ZM198 156H200V155H198ZM223 156V157H224ZM232 156H235V154H233ZM249 156V155H248ZM261 156V155H260ZM260 156L258 157L257 156V158H256V160H254L255 161V165L256 166H258L259 165V167H255V169H257L256 171L258 172V171H260L259 172V174H261V176L263 177V179H264V171L263 172H261V170H262V168H264V163H262V162H264V161H262V159L260 158ZM122 157V156H121ZM177 157V156H176ZM203 157V156H202ZM224 157V158H225ZM239 157H241V156H239ZM262 157V156H261ZM18 159V162H17V159ZM20 158V157H19ZM24 158V157H23ZM29 158V157H28ZM27 158V159H28ZM46 158V157H45ZM169 158H171V157H169ZM192 158V157H191ZM198 158V157H197ZM199 158H201V157H199ZM210 158V159H209ZM229 158V157H228ZM232 158V157H231ZM246 158H248V159H250V157H246ZM263 158H264V156H263ZM35 161H36V159L35 158H33ZM33 159H31V161L33 160ZM47 159V158H46ZM94 159H95V161H94ZM120 159H122V158H120ZM123 159H125V158H123ZM149 159H150V161H149ZM151 159L153 160V161H151ZM172 159V158H171ZM171 159H169V160H171ZM195 159V158H194ZM217 159V160H218ZM233 159V158H232ZM237 158H235L234 160H236ZM240 159V158H239ZM247 159V160H248ZM261 159V160H260ZM26 160V159H25ZM25 160L23 161V163L25 162ZM193 160V159H192ZM200 160V161H199ZM198 161L200 162V165H202L201 164V159H199ZM228 160V159H227ZM230 160V159H229ZM234 160H232V161H234ZM246 160V161H247ZM253 160V159H252ZM258 160V161H257ZM15 161H16V163H15ZM30 161V162H31ZM163 161V162H162ZM197 161V160H196ZM250 161V160H249ZM159 162V163H158ZM162 162V163H161ZM175 162H178L180 165H181V172H180V167L178 168L177 166H174L173 164L175 163ZM195 162V161H194ZM248 162V161H247ZM250 162H252V161H250ZM259 162V163H258ZM12 163H15L14 165H15V167H16V170L15 171H18V176H17V172H14L13 171V167L10 169V165L12 164ZM22 163V164H23ZM36 163V162H35ZM169 163V162H168ZM202 163H204L203 162V160H202ZM214 163H216V165L214 164ZM229 163V162H228ZM232 163V162H231ZM244 164H245V162H243ZM249 163V162H248ZM247 163V164H248ZM257 163V164H256ZM261 163V164H260ZM30 164H32V162L30 163ZM33 164H34V162H33ZM32 164V165H33ZM93 164V165H92ZM144 164H145V166L146 167H148V168H144ZM154 164V163H153ZM153 164L151 165L152 167H153ZM156 164V165H157ZM176 165H179V164H177V163H175ZM239 164L240 163H238V167H239ZM249 164H251V163H249ZM99 165V166H98ZM166 165V166H165ZM196 165H198V164H196ZM206 165V164H205ZM212 165V166H213ZM218 165H219V161H218ZM226 165V164H225ZM230 165V163L229 164H227L226 166H229ZM242 166H243V164H241ZM240 165V166H241ZM254 165V164H253ZM254 165V166H255ZM55 166V167H56ZM141 166H143V168H141ZM224 166V167H223ZM262 166V168L260 169V167ZM129 167V166H128ZM127 167V169H129ZM195 167V166H194ZM223 167V168H222ZM230 167V166H229ZM248 167V169L246 168V165H245V167L243 166V167H241V168H245L246 169V171L247 170H249V167H252V164H251V166H247ZM32 168H35V167H31V169ZM41 169L43 168V170L41 171V169H40V171H39V169L36 171V173H39V172H41V173H39V174H42V172H44L45 171V169H44V166H42V167H40ZM47 168V167H46ZM67 168V169H66ZM193 169V170H190V169ZM225 168V169H226ZM235 168V167H234ZM240 168V170H239V172L240 173H243L244 175H245V172L246 171H244V172H242V170L243 169H241ZM253 168L254 167H252V169L251 170H253ZM260 170H259V169ZM49 169V168H48ZM56 169H58L57 170V172H56ZM63 169V170H62ZM103 169H105L104 171H103ZM108 169V170H107ZM175 169H177V170H175ZM215 169L213 168V172H215ZM2 170V171H1ZM34 170V172H35V170H36V168L35 169H33ZM65 170V171H64ZM67 170V171H66ZM69 170V171H68ZM219 170H221V171H219ZM237 170V169H236ZM47 171V170H46ZM61 171V172H60ZM64 171V172H63ZM152 171H153V169H152ZM222 171H224V172H222ZM238 171V170H237ZM256 171H254V173L253 174H255L256 176V178H257V176L259 175V174H257V173H255ZM16 173V175L14 174V173ZM53 173V174H51L50 175V173ZM65 172H67V173H65ZM71 172V174L73 173V172H76V174H75V176H74V173H73V175H71V174H69ZM178 172V173H177ZM181 173V175H180V173ZM222 172V173H221ZM253 172V171H252ZM23 175H22V174ZM32 173V175H29V176H31V178H34V177H36L37 178V176H36V173H33V172H30V174ZM55 173H56V175H58V176H56L55 175ZM112 173H113V171H112ZM145 173V174H144ZM216 173V172H215ZM237 173V172H236ZM247 174H248V176L247 175H245V178L244 179H246V177H248L247 179L249 180V179H251L252 178V176H251V178H250V176H249V172H246ZM19 174H21V175H19ZM29 174V173H28ZM34 174V175H33ZM65 174V175H64ZM67 174V175H66ZM77 174H78V176L79 177H77ZM110 174H111V172H110ZM153 174H155V175H153ZM214 174V173H213ZM252 173H251V175H253ZM52 176L51 178H50V176ZM54 175H55V178H54ZM70 175L72 176V178L74 179H72L71 177H70ZM118 175V174H117ZM214 175V176H215ZM222 175V176H223ZM241 175V174H240ZM14 176H16L15 178H14ZM22 176H24V178L22 177ZM63 176H68L66 179H65V177L63 178ZM113 176H114V174H113ZM116 176V175H115ZM150 176V177H149ZM151 176H153L152 178H151ZM213 176V175H212ZM237 176H238V174H237ZM57 177V178H56ZM60 177V178H59ZM75 177V178H74ZM107 177H110L109 175H107L105 178L107 179ZM210 177V176H209ZM233 178V175L232 176H230V178ZM236 177V175L234 176V178ZM239 177V176H238ZM253 177H254V175H253ZM23 178V181L22 180H20L19 181V179H22ZM30 178V177H29ZM56 179V180H54V179ZM61 178H63L64 179V182H62V181H60V180H62ZM69 178H70V180H73V181H67V180H69ZM77 178V179H76ZM110 178H113V177H110ZM109 178V179H110ZM211 178V177H210ZM213 178V177H212ZM215 178V177H214ZM214 178L212 179V181L214 180ZM255 178V179H256ZM258 178L260 179L261 177H259L258 176ZM79 179V180H78ZM95 179H97L96 181H95ZM237 179V178H236ZM241 179H242V175H241ZM253 179V181L255 180L254 178H252ZM259 179H258V182H259ZM262 179V180H263ZM47 180V179H46ZM92 180H94L96 183H93V182H91ZM113 180V179H112ZM111 180V182H113ZM114 180H117L118 181V179L116 178H114ZM139 181L138 179H137V182H136V180H134L135 182V184H137L138 185V182H139V184H140V182H142V181ZM210 180V179H209ZM215 180H214V182H215ZM239 179H237L236 180V182L238 181ZM261 179H260V181H262ZM78 181V182H77ZM108 181V180H107ZM110 181V180H109ZM211 181V180H210ZM209 181V182H210ZM225 181V182H224ZM242 181H244V180H242ZM251 182V184L252 183H254L255 182V184H253V188H255L256 186H258V188L260 187L261 189L263 188L264 189V183H263V181L261 182L262 184H261V186H260V184H258V182H257V180H255L254 182ZM16 182H18V183H16ZM67 182H69V183H67ZM72 182H74V183H72ZM219 182V183H220ZM233 182H235L234 181V179H233ZM232 182V183H233ZM240 182V181H239ZM248 182V181H247ZM16 183V184H15ZM19 183H21V184H19ZM65 183V184H64ZM144 183V182H143ZM154 183V184H153ZM224 183H226L227 185H225ZM230 183V182H229ZM241 183V182H240ZM258 185H257V184ZM96 186H95V185ZM142 184V183H141ZM153 184V185H152ZM210 184H211V187H213V184L210 182ZM249 184H250V182H249ZM23 185V186H22ZM65 185V186H64ZM78 185L80 186V188H82V187H84L85 189H86V191L88 190V192H85V190H84V188H83V192L82 193H80V190H82V189H80V188H78L79 190L77 191L76 189H77V187H78ZM85 185V186H84ZM87 185H91V187L90 188H92V189H94L93 191H92V189H88L87 187ZM145 185V184H144ZM152 185V186H151ZM229 185H228V187H229ZM238 185V186H237ZM13 186V187H12ZM18 186V187H17ZM28 186V187H27ZM73 186V187H72ZM75 186H76V188H75ZM87 186V187H86ZM95 186V187H94ZM221 186H223V188L224 189H222V187ZM251 186V185H250ZM263 186V187H262ZM64 187H65V189H64ZM67 187L69 188L68 190H67ZM124 187V186H123ZM128 187V186H127ZM139 187H140V185H139ZM248 187H249V185H248ZM9 188V189H8ZM16 188H18V189H16ZM33 188V187H32ZM61 188V189H62ZM73 188V189H72ZM75 188V189H74ZM124 188H126V187H124ZM221 188V189H220ZM232 188H233V190L236 192V190H239V192L237 191V193H235L236 195V197L235 196H233L232 194L234 193V191L232 190ZM249 188H252V187H249ZM13 189V191L14 192H16V193H9L11 190ZM29 189H31V191L29 190ZM60 189V188H59ZM123 189V188H122ZM122 189H120V190H118L119 191V193L120 192H123L122 191ZM257 189V188H256ZM70 190V192L69 193H72V191ZM92 192H91V191ZM124 190H126V189H124ZM209 190V191H208ZM232 190V191H231ZM253 190V189H252ZM252 190H250V191H252ZM260 190V189H259ZM7 191H9V192H7ZM28 191L29 192H32V194H29L28 193ZM62 191V190H61ZM61 191H60V193H61ZM62 191V192H63ZM66 191L64 192V194H67L66 193ZM90 191V192H89ZM118 191L116 192V194L118 193ZM244 191V190H243ZM247 191H249V189L247 190L246 189V191H244V192H247ZM262 192H263V190H261ZM260 191V197H262V195L263 194H261L262 192ZM126 192H130L129 191V189L128 190H126L125 192H123V195H124V197H122V199L123 200H126L125 201V204L127 203V200L130 198V196H132L131 194H126ZM254 194H256L257 192H256V190L254 189V191H252ZM256 192V193H255ZM59 193V195H61ZM74 193V192H73ZM232 193V194H231ZM253 193H251L250 192V194H253ZM258 193H259V191H258ZM264 193V192H263ZM9 196H8V195ZM13 194H14V196H13ZM24 194H26V196L29 194V197H30V195H31V199H34L33 201L30 199V198H28L29 200H30V202H31V204H26V203H28L26 200H27V198H26V196H24ZM64 194H63V196H64ZM74 194V195H75ZM116 194H115V196L113 197V198H106V199H109V200H106L105 198H103V200L102 201H104V203H105V205L107 206L106 208H103V209H106V211L104 212V211H102L103 209L102 208H100V209H102L101 211L103 212L102 214H101V211H95L94 209V212H96V214L97 213H99L98 215V217L96 216V214L95 215H93L92 214V212L91 213H88V211L86 212V213H88L89 215H91L92 214V216H94V217H92V216H88V218L86 217L87 216V214L85 213V211H84V214H86V215H84V214H82V215H84V217L81 215L80 216V218L81 217H83V220H82V222H80L79 223V221H78V219H79V217L77 216V217H74V216H76L75 214H74V208L72 207V208H70V209H65V210H68L66 213L68 214H73V215H70L71 217H73V218H70V219H74L76 222H77V224H79V225H76V227L78 226V228L80 229L81 227V229L83 230L84 228H87V229H85L86 230V232L87 231H89V232H91V230H92V228L93 229H96V225H97V227H99V228H101V226L103 225V230H101V232L100 233H103V235H101L100 237H99V235L97 234V236H98V239L95 237V242L94 243H96L95 244V247L98 245V249H96V250H98V251H92V256L91 257H93V255L95 256L96 255V257L97 258H99L100 257V262H98V260L96 259V257H95V259L93 258V260L92 261H97V264L98 263H100L101 264V260H105V261H109L110 259H112V254H113V258H114V253L115 254H119V251H122V252H124V254H125V256L124 257H126V248L124 249V247H126L125 245H124V247L123 246H121V247H119V248H116L115 250L116 251H114V250H111V249H113V248H111V247H113V246H109L108 244H110L111 245V240L110 239H112V237L114 236V235H112V234H114V232H113V229L112 230H109V228L110 227H108V226H110L109 225V222H111L110 220H112V218H113V220H115V221H117V220H119L123 215H122V213H121V211L123 210V213H124V211L125 210H127V208H129V207H127V208H125L126 207V205L125 204H123V206L122 205H120L121 207H122V210L120 211V213H119V211L118 210H116L115 212L117 213V211H118V213L119 214H121L122 216L121 217H119V216H117L118 215V213L117 214H115V212H114V210H113V212L114 213H107L108 212V210L110 211L111 210V208H108V207H111V206H109V205H111V204H113L114 205V203H116V201H117V203H118V201H120V199H121V196H119L120 197V199H118L119 197H118V195H117V198H116ZM247 194H249V193H247ZM10 195H12L11 197L12 198H17L15 201L14 200H11V197H10ZM15 195H18V196H16L15 197ZM22 195V196H21ZM58 197H59V195L58 194H56ZM77 195V194H76ZM88 195V196H87ZM90 195V196H89ZM121 195V194H120ZM125 195H126V198H125ZM127 195H128V199H127ZM198 196V195H200L198 198L199 199H197L198 200V202L197 201H195V203H193L194 201H193V198H194V196ZM237 195H238V197H237ZM243 195H245V196H243ZM258 195V194H257ZM57 196H55V198H57ZM62 196V197H63ZM78 196H77V200H78ZM145 196V197H144ZM231 196H233V199H234V202H238L239 203V205H238V203H231V200H233L232 198H230ZM239 196H241V200L240 201H238V199H239ZM252 198H253V195H250ZM250 196H246V198L245 199H247V197L249 198ZM254 196H256V195H254ZM28 197V196H27ZM36 197V196H35ZM36 197V198H37ZM133 197V196H132ZM235 197V198H234ZM250 197V198H251ZM256 197H259V196H256ZM264 197V196H263ZM262 197V198H263ZM23 200H22V199ZM24 198H25V200H24ZM88 198H90V200L88 199ZM125 198V199H124ZM133 198H135V197H133ZM251 198V199H252ZM255 198V197H254ZM18 199H20V200H18ZM41 199H43V198H41ZM88 199V200H87ZM105 199V200H104ZM114 199V200H113ZM132 199V198H131ZM131 199H129V201L132 203L133 201H131ZM231 199V200H230ZM237 199V200H236ZM245 199H243L244 200V204L242 205V207H246L247 205H250V204H252V206H250L251 207V209H253L254 208V205L256 204V201L253 199V201L252 200H249L248 199V201H246L245 202ZM256 199V198H255ZM5 200V201H4ZM51 200V201H50ZM154 200V201H153ZM157 200H158V202H157ZM262 200V199H261ZM4 201V202H3ZM19 201V204L17 203ZM20 201H22L21 203H20ZM81 201V200H80ZM102 201H100V203L98 202V206H100L101 207V204H102ZM110 201H112V202H110ZM129 201H128V203H129ZM250 201V203H247V202H249ZM251 201L253 202V203H255L254 205H253V203H251ZM13 202V203H12ZM29 202V203H30ZM36 202V201H35ZM42 202V201H41ZM84 203H85V201H83ZM107 202H108V204H107ZM121 202V201H120ZM157 202V203H156ZM212 203V210L213 211H211L212 213L213 212H216L215 213V218H213V220L214 219H218V220H220L221 222H215V227L213 228L212 226H210L209 228L211 229V227L213 228V229H211V231H204L203 229H201L202 230V234H200L201 233V231H200V228H202L203 227V225H200V226H202V227H199V230H198V226L197 225H199V223H201V222H203V221H200L201 219L200 218H202V220H203V210H202V208H203V206L204 205H206V204H208V203ZM233 202V201H232ZM4 203H5V206H2V205H4ZM32 203H34L36 206H41V209L40 208H37V210H36V207L34 206V204L32 205ZM38 203H39V205H38ZM76 203V202H75ZM78 203V202H77ZM81 203V202H80ZM80 203H78V204H76V205H79V207L81 206H83V204L82 205H80ZM103 203V204H104ZM123 203H124V201H123ZM127 203V204H128ZM130 203V204H131ZM7 204H9V205H7ZM119 204V203H118ZM122 204V203H121ZM130 204H128V205H130ZM247 204V205H246ZM27 205V206H26ZM30 205V206H29ZM96 205H97V203H96ZM105 205H102V206H105ZM142 205V204H141ZM203 205V206H202ZM232 205V206H231ZM244 205H246V206H244ZM19 206H20V208H19ZM22 206H25L26 207V210H25V207L23 208ZM31 206H33L32 207V209L34 208V210L37 212V211H42V212H37L36 213V215L37 216H34L35 214V211H33L32 209H31ZM87 206V205H86ZM98 206L96 207V208H98ZM115 206V205H114ZM118 206V205H117ZM116 206V207H117ZM119 206V207H120ZM231 206V207H230ZM236 206V205H235ZM6 207H8V209H5ZM12 208L13 210H11V212L13 213V214H11L10 213V208ZM28 207V208H27ZM30 207V208H29ZM81 207H80V210H82V209H84V206H83V208L81 209ZM120 207V208H121ZM208 207V208H207ZM207 207L206 206H204V208H207V209H209V208H211L210 207V205L208 206L207 205ZM229 207L232 209V211H231V209H229ZM18 208H19V210H18ZM78 208V207H77ZM76 208V209H77ZM86 208V207H85ZM6 210V212H5V210ZM31 209V210H30ZM39 209V210H38ZM53 209V210H52ZM75 209V210H76ZM79 209V208H78ZM87 209H89L88 208V206H87ZM108 209V210H107ZM118 209V208H117ZM140 209V210H141ZM179 209V211L181 212H183V214H180L182 217H185V218H182V219H185L184 221H186L185 223H186V225H185V223H184V221L182 220V219H179L180 221L182 220V226L180 225V221H178L179 222V224H178V222H176V223H174V222H172L171 220V222H169V212H171L170 214H172L173 213V211L174 210H178ZM234 209H236V208H234ZM9 210V211H8ZM18 210V211H17ZM29 211V212H26V211ZM69 210H70V212H69ZM90 210H92V209H90ZM97 210V209H96ZM155 212H154V211ZM202 210V211H201ZM206 210V209H205ZM215 210V211H214ZM245 210L247 211H250L249 210V208H245ZM7 211H8V214H7ZM23 211V212H22ZM33 211V212H32ZM127 211H129V210H127ZM154 212V214L152 215V213ZM175 211V212H176ZM202 212V214H200L201 212ZM228 211H231L232 212V214H230ZM260 210H257V212H259ZM5 212V213H4ZM16 212H20V214L19 213H16ZM25 212V213H24ZM32 212V213H31ZM144 212V214H142ZM152 212V213H151ZM174 212V213H175ZM181 212V213H182ZM209 212H210V210H209ZM211 212H210V215H211ZM228 213V215H232L233 217V219L232 218H226V216L225 215H227V214H225V213ZM264 209H262L260 212H259V214H256L257 216L259 215V218H260V216H263L264 215ZM27 213L28 214H31L32 216H34L33 217V222H34V224L32 225L33 227H27L28 226V224H29V226H30V222L32 221L31 219H29V220H26V219H28V217L26 216L27 215ZM39 213V214H38ZM48 213V214H47ZM81 213H83V210L81 211ZM176 213H179L178 211L176 212ZM237 213V212H236ZM261 213H263V214H261ZM24 214H25V216H24ZM34 214V215H33ZM50 214V215H49ZM111 214V215H110ZM127 214H129V212L127 213ZM126 214V215H127ZM150 214V215H149ZM214 214V213H213ZM212 214V215H213ZM223 214H224V216H225V220H224V218H221L222 216H223ZM261 214V215H260ZM49 215V216H48ZM144 215H146V216H148L149 218H151V222H152V220H153V222H152V224H153V227H152V225L150 226L151 228H152V232L149 230V228L147 227V229L151 232V233H149V232H147L148 230H146L145 229V227H146V225H148V223L147 222H149V221H147L146 223H145V220H144V218L142 217V216H144ZM152 215V216H151ZM217 215H218V217H217ZM222 215V216H221ZM228 215H227V217H228ZM244 215V214H243ZM24 216V217H23ZM44 216H45V220H44ZM48 216V217H47ZM58 216V215H57ZM104 216H105V218H106V220H105V222H103L104 220L102 219V218H104ZM111 216H112V218H111ZM220 216V217H219ZM223 216V217H224ZM238 216V215H237ZM254 216V215H253ZM27 217V218H26ZM87 218L86 220V222H84L85 220H84V218ZM125 216H123L122 218H124ZM140 217H142L143 219L141 220V224H143V226H144V228H142L141 229V227H140V225H139V223H138V221L140 222ZM213 217V216H212ZM231 217V216H230ZM264 217V216H263ZM262 217V218H263ZM7 218H9V219H7ZM59 218V217H58ZM78 218V219H77ZM109 218H110V220H109ZM116 218V219H115ZM117 218H119V219H117ZM147 218V217H146ZM149 218H147L148 220H150ZM220 218V219H219ZM254 218H256V217H254ZM259 218H258V220H259ZM51 219V220H50ZM70 219H69V217H68V220H69V222H71L70 221ZM103 221H102V220ZM146 219V220H147ZM226 219H228V223L226 224V223H223L222 221H224V222H226ZM230 219V220H229ZM261 219V218H260ZM58 220V219H57ZM56 220V221H57ZM143 220H144V223H143ZM215 220V221H216ZM217 220V221H218ZM231 220H233L232 221V224L230 223L231 222ZM240 220V221H239ZM30 221V222H29ZM74 221V222H75ZM103 222V224H99L100 222ZM109 221V222H108ZM129 221V220H128ZM176 221H177V219H176ZM189 221V222H188ZM33 222H31V223H33ZM49 222H51V223H53L52 224V226H51V228H50V225H51V223H49ZM58 222H60V218H59V220H58ZM84 222V223H83ZM99 222V223H98ZM192 222H193V224H192ZM72 223V222H71ZM86 223V224H85ZM105 223V224H104ZM47 224V225H46ZM85 226H84V225ZM129 224V222H127L126 223V225H128ZM203 224V223H202ZM229 224V225H228ZM230 224H231V226H230ZM234 224L237 226V229H236V226H235V228H234ZM239 224H241V226L239 225ZM24 225H26V228H25V226ZM43 225H45V226H43ZM49 225V226H48ZM54 225V226H53ZM71 226H72V224H70ZM95 225V226H94ZM106 225V226H105ZM185 225V227H186V232H185V227L184 228H180V227H183ZM212 225H214L213 223H212ZM233 225V226H232ZM43 228H42V227ZM73 226H74V224H73ZM95 228H94V227ZM105 226V227H104ZM240 226V227H239ZM242 226H247V227H245L246 228V232H244V230L242 231L241 230V228L243 229V227ZM253 226H255V224H253ZM258 226V227H257ZM53 227V228H52ZM84 227V228H83ZM92 227V228H91ZM154 227H155V229H154ZM28 228H29V230H28ZM33 228V229H32ZM78 228L76 229V231L78 230ZM89 228H90V230H89ZM128 228H130V226L128 225ZM135 230H134V229ZM140 228V229H139ZM244 228V229H245ZM27 229V230H26ZM55 229V230H54ZM81 229H80V231L78 230V233L79 232H81ZM107 229H108V231H107ZM143 229H145L146 230V236L144 235V233H143V235L144 236H141L140 237V235L142 234V232L140 231V230H143ZM182 229H184V232L185 233H183L181 230ZM238 229H240L242 232H240V230L238 231ZM50 230H52V233H53V235H52V233H51V231ZM75 230V229H74ZM207 230V229H206ZM237 230V231H236ZM92 231H94V230H92ZM112 233H111V232ZM144 231V230H143ZM207 232V233H204V232ZM26 232V233H25ZM107 234H106V233ZM136 232V233H135ZM236 232H240V234L238 235V233H237V235H236ZM249 232V233H248ZM78 233H77V235H78ZM81 233H85V232H81ZM81 233H80V235L79 236H81ZM105 233V234H104ZM116 233V232H115ZM134 233V234H133ZM242 233V234H241ZM245 233V234H244ZM148 234H150V235H148ZM207 234V236H205ZM257 234V233H256ZM57 235V234H56ZM55 235V236H56ZM105 235V236H104ZM108 235H109V237H108ZM127 235H129V234H127ZM126 235V237H128ZM217 235H219V237H217ZM241 235H242V237H243V235L245 236V237H243L242 239L240 238L241 237ZM250 235L252 236V237H254V238H250ZM54 236V237H55ZM96 236V235H95ZM103 236V237H102ZM53 237V238H54ZM222 239H221V238ZM149 238V239H148ZM217 238H220V245H217V243L216 242H218V241H216L217 240ZM23 239L25 240V242H23ZM94 239V238H93ZM129 239V238H128ZM132 239H131V241H132ZM239 239V240H238ZM236 240H237V243H236ZM242 240V241H241ZM28 241L30 242V243H34V245H32L31 244V247L29 246V243H28ZM135 241V240H134ZM137 241V240H136ZM140 241V242H141ZM216 241V242H215ZM221 241L223 242V243H221ZM239 241H241V243H240V246H239ZM249 241H251V243L249 242ZM93 242V241H92ZM138 242V241H137ZM137 242H135V243H137ZM28 244V246H27V248H26V246L24 247V245H26V244ZM143 243V242H142ZM255 243V242H254ZM24 244V245H23ZM49 244H50V246H49ZM105 244V246L107 245L108 246V248L107 247H105V246H103ZM133 244V242L131 243V245ZM250 244V245H249ZM257 244V243H256ZM238 245V246H237ZM244 245L246 246V247H244ZM252 245V246H251ZM49 246V247H48ZM102 246H103V248H102ZM217 246H219V249H217L216 250V248H217ZM223 246H225L224 247V252H221L222 250H223V248L221 249V247H223ZM236 246V247H235ZM242 246H243V248H245V250L242 248ZM250 248H249V247ZM30 247V248H29ZM122 247H123V249H124V251H123V249H122ZM149 247V248H150ZM154 247V248H153ZM239 247V248H238ZM255 249H254V248ZM61 248V249H62ZM234 248H237V249H234ZM248 248V249H247ZM43 249V250H42ZM100 249H103V250H100ZM118 249H119V251H118ZM121 249V250H120ZM194 249H196L197 251H198V253L197 254H195V256H194V254L190 251V250H193V251H195ZM215 249V250H214ZM226 249V250H225ZM242 249V250H241ZM47 252V254H45V256L47 255V257H45L44 258V253L43 252H45V251ZM204 250L205 252H203L204 253V255L203 254H201L202 253V251ZM235 250V251H234ZM236 250H238V251H236ZM49 251V252H48ZM105 251V252H104ZM113 252L112 254H110V256H109V254L108 253H111V252ZM150 252H152L153 253V251H151V250H149ZM188 251H190L189 253H187ZM201 251V253H199ZM214 251V252H213ZM247 251V253H245ZM52 252V253H51ZM122 252H120V253H122ZM210 254L209 256H208V253ZM211 252V253H210ZM216 252V253H215ZM261 252V251H260ZM104 255H103V254ZM105 253H107V254H105ZM158 253H159V251H158ZM187 253V254H186ZM190 253H191V255H190ZM194 253H196V251L194 252ZM207 253V254H206ZM221 253V254H220ZM43 254V255H42ZM99 254H102V255H99ZM157 254V253H156ZM161 254V253H160ZM163 254V255H164ZM193 254V255H192ZM199 254H201V255H199ZM212 254V255H211ZM213 254H214V256H213ZM217 254H219V255H216ZM259 254V255H258ZM50 255V256H49ZM55 255H56V258H55ZM72 255V256H71ZM108 255V256H107ZM122 255V254H121ZM143 255L144 254H142V257L140 258L141 260H143ZM176 255H179L178 257H180L179 259H177L178 257L176 256ZM180 255H182V256H180ZM42 256H43V258L44 259H46V260H44L43 258H42ZM90 256H89V260L88 261H86V263L85 264H89V262H90V260H91V258H90ZM103 256V257H102ZM119 256H120V254H119ZM123 256V255H122ZM122 256H120V259H119V261L117 260V261H115V263L114 264H124V262L126 261L124 258H122ZM131 256V255H130ZM159 257H160V255H158ZM188 256H190V257H188ZM203 256L204 257H206V259H207V261L205 260V261H203L205 258H203ZM216 256V257H215ZM235 256V257H234ZM261 256V257H260ZM105 257V258H104ZM132 257H134L133 255H132ZM139 257H140V255H139ZM146 257V256H145ZM177 259V263L175 262V258ZM182 257V258H181ZM200 257H202V258H200ZM258 259H257V258ZM55 258V259H54ZM77 258V257H76ZM102 258V259H101ZM128 258H130L128 255H127V259ZM147 258V257H146ZM151 258V257H150ZM150 258H149V261L151 262V263H154L155 262V260H154V262H153V260L151 261L150 260ZM174 258V259H173ZM190 258V259H189ZM211 260H210V259ZM217 258V259H216ZM263 258V259H262ZM74 259V260H73ZM116 259H117V257H116ZM135 261H137V258L135 259V258H133ZM184 259V260H183ZM198 259H199V261H200V259L202 260V261H200L199 263H198ZM54 260V261H53ZM67 260H70V261H68L67 262ZM114 260H115V258H114ZM125 260V261H124ZM131 260V259H130ZM186 260H187V262H186ZM188 260H189V262H188ZM220 260H218L216 263L217 264H220V263H218ZM221 260V261H222ZM255 262H254V261ZM260 260V261H259ZM91 261V262H92ZM147 261V260H146ZM223 261H222V263H223ZM47 262H50V263H47ZM53 262V263H52ZM106 262V263H107ZM110 262H113L112 260H110ZM126 262H129V260L128 261H126ZM125 262V264H127ZM139 262H143V261H138V262H136V264L137 263H139ZM144 262H145V260H144ZM175 262V263H174ZM192 262V261H191ZM191 263V264H195V263ZM212 262V261H211ZM78 263V262H77ZM93 263V262H92ZM133 263H134V261H133ZM146 263V262H145ZM145 263H142V264H145ZM147 263H148V261H147ZM156 263V262H155ZM76 264V263H75ZM91 264V263H90ZM94 264H96V263H94ZM102 264H104V263H102ZM107 264H110L109 262L107 263ZM130 264V263H129ZM131 264H132V262H131ZM135 264V263H134ZM150 264V263H149ZM212 264V263H211ZM215 264V263H214Z\"/></svg>","mask_w":264,"mask_h":264}]
</instances>
